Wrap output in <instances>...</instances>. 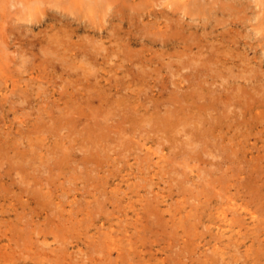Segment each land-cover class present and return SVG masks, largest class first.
I'll return each mask as SVG.
<instances>
[{"label":"bare ground","instance_id":"bare-ground-1","mask_svg":"<svg viewBox=\"0 0 264 264\" xmlns=\"http://www.w3.org/2000/svg\"><path fill=\"white\" fill-rule=\"evenodd\" d=\"M11 1V0H10ZM16 1H18L19 3H21L22 1L20 0H15L14 1V4H17V3H15ZM30 1V0H29ZM32 1V0H31ZM77 1V2H76ZM90 1H91V3H95V4H92V5H95V6H97V5H100V3H102L101 5L102 6H105L104 7V9L102 8V7H100V6H97L98 8H101L103 11L104 10H106L105 12H104V14H105V16L103 15V13L101 14L102 16H104L102 19H104V18H106L107 16H108V14H107V16H106V13L107 12H109V10H107V9H105L106 7L109 9L111 6L113 7V4H114V2H116V3H118V1L116 0H85V2H89L88 4H91L90 3ZM93 1V2H92ZM127 1V0H126ZM137 1H139V3H141V5L140 6H138V7H140V8H142L141 6H144L145 5V2H143L144 0H142V2H140V0H137ZM163 3H164V0H161ZM160 0H159V2H161ZM166 1V0H165ZM177 1V0H176ZM175 1V2H176ZM184 2H185V4H186V1L185 0H183ZM196 1V0H195ZM227 1V0H226ZM264 1V0H263ZM0 2L2 3V0H0ZM12 2H13V0H12ZM23 2H24V0H23ZM22 2V3H23ZM83 1L81 0V3H82ZM122 2V1H121ZM120 2V3H121ZM125 2V0L122 2V4ZM152 2H155V1H152ZM156 2H158V1H156ZM155 2V3H156ZM178 2H180V1H178ZM177 2V3H178ZM190 2L191 1H189V8L191 9H193V7L190 5ZM205 2V4L207 3L208 4V2L207 1H204ZM227 2H229V1H227ZM1 3H0V5H1ZM5 3V2H4ZM19 3L16 5L17 7H19L20 5H19ZM30 3V2H29ZM32 3V2H31ZM29 4V5H33V4H35V6H33L35 9H36V11H37V8L38 9H40V11H39V13L42 15L41 17H39L40 16V14H38L37 15V17L39 18L38 20H42V17L43 16H46V15H49V18H50V20H52V22L53 21H63V25H65V28L64 27H62L63 29L61 30V31H59L60 33H63V36L62 37H60V38H58L59 37V34H58V36L56 35V37L58 38V39H56V38H54V39H52V35L50 36L49 35V37L53 40H49L48 42H47V45H48V51H47V53H50V52H52V54L55 52V57L54 58H58V60H60L61 59V61H62V64H63V66H67L66 68L65 67H63L61 70H60V72H61V76L63 77V79H61V80H63L61 83H60V81H59V83L61 84L60 86H62L63 88H62V90L61 91H59V95L56 97V99H54V101H52V102H50V100H49V103L51 104L50 106H48L47 105V107H45V108H43V106H45V104L44 105H42V110H41V108L39 109V107L37 108L38 110H41L40 111V113L38 112V114L40 115V117H41V120H43L44 122H43V124L42 125H37V124H35L36 126H34V128H36V130H34V129H32L33 131H32V133L33 134H36V138L34 137V138H32V139H30V138H28V144H26V146L22 143V142H20V144H22V146L24 145L25 146V148H26V150H25V148L23 149H21V147H19L18 146V144L17 143H19V142H17V140H19V137H23L24 139L26 138L25 136H23V134L24 133H22V134H20L21 136H19V137H16V136H14V137H7V135H6V137H7V142H6V145L2 148V150H1V148H0V154L2 153V151L5 153H2L1 154V156H0V158H2L4 155V160H6V158L8 157V158H10L11 157V159H9L8 161H9V168H8V166H7V171L8 172H6V176H8V177H10L9 175L10 174H13V173H15L16 175H19L20 176V180H21V182H23V183H25L26 184V187H25V185H22L21 184V186H20V188H21V191H19L20 190V188L18 189V190H16L19 194H20V196L21 197H25V195H28V197H26V199H27V201H28V203H29V205H33V203L35 204V203H41V204H43V207L42 208H40L39 210L38 209H36L37 207L35 206V205H33V207L31 208L32 210L31 211H40V210H42V209H44V208H46L47 207V205H49V204H60L59 206H61V201H60V203L59 202H56V200L54 199H52V200H48L47 198H53V197H55V198H58L57 197V195L55 194V192L56 191H53L50 187L51 186H49V184L50 185H52L53 186V184H55V183H58L60 186H58V188H60L61 186L64 188V185H65V181L67 180L68 181V179H67V176H66V178L64 177V179H63V176L64 175H66V172L69 174V173H72V172H69V171H67L68 170V168H70L71 166H76L75 167V170H73V171H76V172H78L79 170H77L78 169V166H81V164H84V165H93V164H95L96 166H92L91 165V169L92 170H95V171H101L100 169H101V167H104V161H105V159L102 157L101 158V156H105L106 155V159L108 158L107 157V154L105 153V152H108V151H104L106 148H109V147H112V151H113V149H115V150H118L117 152L119 153V157H121L122 156V154H124V156H127L128 154H129V152L131 151L130 150V147H131V143H132V141L131 140H133L134 141V139H130L128 136H130V132H131V128H129V127H131L132 126V128L137 124V123H143V124H149V126L148 127H150V123H152L151 125V129L150 128H148L147 130H149L148 132L150 133V132H152V133H154V134H156L157 135V137H154L153 136V140L155 141H157L158 140V142L160 143V145H159V147L161 146V148H160V150H162V151H164L166 148H169L170 150L172 149H174L175 150V146L176 147H178V145H179V143H178V141L180 140V141H182V142H184L185 144H189V145H193L192 147H191V149H194L195 150V147H196V149H197V146H198V149L199 148H201L202 150H206L207 152H209V154H211L212 152L214 153L215 152V149H214V146H216L215 148L216 149H219V150H217V151H220V152H218V156H219V154L220 155H222V152L223 151H225V150H229L228 149V147L230 146L231 147V144L229 145L228 144V147H223V148H221L219 145L222 143H220V141L222 140V139H224L225 138V134H226V132H228V130H231V129H238L239 131L238 132H240V133H235L234 134V136H232L233 137V140H234V138L236 137V139L240 136V135H242V137L243 136H246L247 138H249L248 136L251 134L249 131H250V129L251 128H253V127H259L260 126V123L262 122V120L261 119H264V109H263V107H264V97H263V95L261 96V97H263V98H261L259 95H260V93H264V92H262L263 90H260L259 92L260 93H258L259 95H257V94H254V95H257V96H259V98H257L256 100H255V98L257 97H254V96H252V97H246V98H244V99H241V98H238V100H237V102L235 101V97H236V95H238V94H241L242 92L240 91L241 90V88L239 87V86H236V84L237 83H235L234 84V86H236V87H239L240 88V92L241 93H238V91H232L233 92V95H234V93L236 94L235 95V97L233 96V95H231L232 94V92H231V94L229 93V92H226V94L227 95H225V94H214L215 93V91H217V90H214V91H212V89L211 90H209V91H207L206 89H205V82L207 83V79H208V77H209V75H212V77H213V81L215 80V79H217V77H222V71H221V69H219V68H221L220 66H221V63L224 65V63H227V62H229L230 61V57H232V56H228V51L227 50H229L230 49V47L232 46V44H230L229 42L224 46V43H223V46H220V44L217 46V45H215L214 44V42H217V41H211L212 43H213V45H215V46H213V45H211V46H209V45H207L206 47H210V49L208 50L207 48V54H205L206 52L204 51V50H202V49H199L198 51H195L194 49H193V46H192V44L193 43H188L189 41H192V40H189L188 42H187V40L184 38L185 36H186V34L187 33H185L184 31H183V33H185V36L183 35V33H181L180 31H179V29L178 28H175V26H176V24L178 23L179 24V22L178 21H176L175 23V26L174 27H172L171 29L169 28L170 27V23L169 24H166V25H164L163 24V22L164 21H162L161 20V18L162 17H160V13L162 14H165L163 17H165L166 16V13L163 11V6L164 5H166V2L164 3V4H162V7H160L161 8V10L159 9V10H154V11H150L149 10V13L151 12V14H149V15H154V20L153 19H148V22H143L144 24L146 23V25H145V27L146 28H139L138 27V29H139V31L138 32H142V30L144 31V33H140V34H143L144 36H145V31L147 32V34H151V35H147V37L145 36V37H143V38H145V39H141L140 40V38H137V37H134L133 35H131L130 37H129V43L130 44H133V43H141L142 41H144L145 42V44L147 45L148 43H152V45H155V44H160L162 47H166V49H171L172 50V48H176V47H180V48H182V51L179 53L177 50H174V52H170V51H168V50H166L167 52H165V50H164V52H161V54H158V53H153V54H151V53H149L148 55L146 54V55H144V56H141V55H139L140 53H141V51H140V53H139V51H136V52H134V47L132 48H128V45H127V43H125V42H123V43H125L126 45H127V47L126 48H124L123 49V52H120L119 50L120 49H117V50H115L114 48H112V50H110L111 49V47H112V44H113V42L111 43H108L109 44V47H107V45H105V46H103V45H101V43L102 42H100V41H98L97 43H99L100 42V46H102V50H100L99 49V47H96V45L95 46H92L93 47V49L95 48V50H93L92 49V47H86V46H84V47H82V46H80V45H77L76 44V41H75V43L74 42H72L71 41V38L73 37V35H75L76 33H78L80 30H82V29H86V28H84V25H82V24H80V22L79 23H76V21H75V23L76 24H74V21H72V20H70V21H66V20H62V19H60V17L58 18L57 17V14H56V12H54V13H49L52 9H54V10H56L55 8H57V7H62V9H63V7H64V10H65V8H66V13H67V9L68 10H72V12L73 11H75L76 9H78L79 8V10H80V6H79V3H80V1L79 0H35V2L34 3H32V4ZM80 3V4H81ZM86 3V4H87ZM129 2H127V4H128ZM147 3H150L149 1L147 2ZM146 3V4H147ZM167 3H168V0H167ZM169 3H171V1L169 2ZM169 3H168V5H169ZM192 3V2H191ZM212 3H215V1H213ZM211 3V4H212ZM231 3V2H230ZM229 3V4H230ZM10 4V3H9ZM9 4H8V6H9ZM28 4V3H27ZM85 3L83 4V6L84 5H86ZM126 4V5H127ZM131 4H133V6H134V4L135 5H138V4H136V3H130L129 5L131 6ZM144 4V5H143ZM154 4V3H153ZM180 4V3H179ZM204 3L202 2H198L196 5H198V7H196V10H198L199 9V7L201 8V5H203ZM209 4H210V2H209ZM208 4V5H209ZM210 4V6H212ZM216 4V3H215ZM215 4H213V6H214V8L215 7H217ZM218 4V3H217ZM219 4H220V1H219ZM221 4H222V2H221ZM227 4V3H226ZM232 4V6L234 5L233 3H231ZM237 4H239V3H237ZM236 4V5H237ZM19 5V6H18ZM26 5V4H25ZM121 5V4H120ZM118 6V8H120V10H121V7L122 6ZM150 5V4H149ZM148 4L147 5H145V6H149ZM159 5H161V3L159 4ZM167 5V6H168ZM182 5V4H181ZM187 5V4H186ZM195 5V4H194ZM236 5L234 6L235 8H236ZM240 6H241V4H239ZM4 6V5H3ZM2 6V7H3ZM11 6V5H10ZM14 6V5H13ZM16 6H14V7H10L11 9H13V8H15ZM21 6L23 7L24 6V3L23 4H21ZM21 6L19 7V9L21 8ZM83 6H82V8H83ZM88 6V5H87ZM91 6V5H90ZM89 6V7H90ZM191 6V7H190ZM205 5H203V7H204ZM219 6V5H218ZM229 6H231V5H229ZM243 6V5H242ZM1 7V6H0ZM33 7L31 8L30 7V11H32L33 10ZM85 7V6H84ZM88 7V8H89ZM94 7V6H93ZM124 7H125V3H124V5H123V9H124ZM135 7V6H134ZM137 7V6H136ZM135 7V8H136ZM154 7V6H153ZM169 7H170V5H169ZM180 7H182V6H180ZM183 7H185V6H183ZM183 7H182V9H183ZM220 7V6H219ZM226 7V6H225ZM233 7V8H234ZM6 8V7H5ZM9 8V7H8ZM26 8L29 10V8L26 6ZM25 8V10H23V11H21V12H23L24 14H25V12L24 11H26L27 9ZM95 8V7H94ZM133 8V7H132ZM147 8V7H146ZM211 8H213V7H211ZM237 8H238V6H237ZM242 8V7H241ZM3 9V8H2ZM18 8H16V9H14L15 11L17 10ZM24 9V8H23ZM32 9V10H31ZM61 9V10H62ZM85 9H86V7H85ZM85 9H83V10H85ZM91 9V8H90ZM100 9V10H101ZM137 9V8H136ZM157 9H158V7H157ZM167 9V8H166ZM170 9V8H169ZM186 9V11H187V7H185L184 8V10ZM205 8H203V10H204ZM221 9V8H220ZM226 9H227V7H226ZM244 9V8H243ZM242 9V10H243ZM20 10H22V9H20ZM20 10L19 11H17L18 12V17H17V15H16V17L19 19V17L20 18H22L20 15H21V12H20ZM26 11V12H28V14L26 13L25 15V17H27L30 13H29V11ZM50 10V11H49ZM59 9H57V11H58ZM78 10V11H79ZM87 10H88V12H87ZM85 12H87L88 13V16H91V15H89L90 13H89V9H87ZM92 10H94V9H92ZM91 10V11H92ZM96 10V9H95ZM98 10V9H97ZM99 10V11H100ZM113 11H114V9H112ZM119 10V9H118ZM119 10V11H120ZM140 10V9H139ZM168 10V9H167ZM173 10V9H172ZM175 10V9H174ZM183 10V11H184ZM194 10H195V8H194ZM194 10H188V11H190V14H192V13H194L195 11ZM202 10V9H201ZM207 10V9H206ZM212 10V9H211ZM224 10V9H223ZM233 10H235V9H233ZM240 10V9H239ZM3 12H5L4 10H2ZM7 11V10H6ZM11 11V13L12 12H14V11H12V10H10ZM63 11V10H62ZM82 11V10H81ZM90 11V12H91ZM102 11V12H103ZM128 11H130V10H128ZM160 11V12H159ZM176 11V10H175ZM174 11V12H175ZM185 11V12H186ZM187 11V13H189ZM194 11V12H193ZM236 11H237V9H236ZM236 11H233V12H236ZM245 11V10H244ZM264 11V10H263ZM8 12V11H7ZM19 12H20V14H19ZM33 12V11H32ZM72 12L70 11V14H69V11H68V13H67V15L69 14V16L70 15H75L73 18H76V14L74 13V14H72ZM80 12V11H79ZM95 12V11H94ZM123 12V11H122ZM203 11H201V13H202ZM208 12H209V10H208ZM208 12H206L205 14H207V15H205L204 17H208V15H209V17L210 16H215V14H209ZM214 12V11H213ZM219 12V11H218ZM227 12V11H226ZM231 12V11H230ZM240 12V11H239ZM243 12V11H242ZM10 13V14H11ZM33 13H35V12H33ZM82 13H84L83 11H82ZM132 13V12H131ZM144 13V12H143ZM141 14V17H143L144 19L146 18V17H148V15H146V14ZM168 13V12H167ZM173 13V12H172ZM179 13H180V11H179ZM178 13V16L180 15ZM187 13H183V14H187ZM196 13V12H195ZM6 14V13H5ZM10 14H9V16H10ZM24 14H22V15H24ZM62 14V13H61ZM95 14H97V13H95ZM112 14V13H111ZM119 14V13H118ZM130 14V13H129ZM128 14V15H129ZM133 14V13H132ZM136 14V13H135ZM229 14V13H228ZM238 13L236 12V15H237ZM14 16L12 17V19L15 17V14H13ZM32 15V14H31ZM83 15H87L86 13L85 14H83ZM113 15V14H112ZM111 15V16H112ZM117 15V14H116ZM134 15V14H133ZM136 15H138V14H136ZM145 15H146V17H145ZM202 15V14H201ZM223 15H224V13H223ZM230 15V14H229ZM234 15V14H233ZM235 15V16H236ZM9 16H7L6 15V17H9ZM12 16V15H11ZM88 16H87V18L86 17H84L83 18V20L84 19H89L88 18ZM97 16H99L98 14H97ZM96 16V17H97ZM135 16V15H134ZM168 17H169V15H167ZM192 15H189V17H191ZM194 16H196V15H194ZM197 16H198V14H197ZM196 16V17H197ZM221 16V14L219 15V17ZM242 16V15H241ZM263 16V15H262ZM24 17V16H23ZM31 17L32 16H30L29 15V18L31 19ZM33 17H34V15H33ZM32 17V19H31V21H33V19L35 20V18H33ZM124 17V16H123ZM130 17L131 16H129V19H130ZM133 17V16H132ZM131 17V18H132ZM139 17H140V14H139ZM180 18H181V16H179ZM179 17H178V19L177 20H179ZM184 17V16H183ZM196 17H195V19H196ZM208 17V18H209ZM223 17V16H222ZM229 17H231V16H229ZM264 17V16H263ZM263 17H261V18H263ZM16 18V19H17ZM72 18V17H71ZM108 18V17H107ZM106 18V19H107ZM111 18V17H110ZM166 18V17H165ZM170 18H171V15H170ZM175 18V17H174ZM192 18H193V16H192ZM215 18V17H214ZM217 18H218V16H217ZM216 18V19H217ZM224 18V17H223ZM5 19V18H4ZM15 19V20H16ZM26 19V18H25ZM25 19H23V20H25ZM30 19L28 20L29 22H30ZM98 19V18H97ZM134 19V18H133ZM140 19V18H139ZM169 19V18H168ZM176 19V18H175ZM205 19V18H204ZM220 20H221V18H219ZM231 19V18H230ZM233 19H234V17H233ZM7 20V19H6ZM9 20H11V17H9ZM14 20V21H15ZM78 20H79V18H78ZM77 20V21H78ZM91 20V19H90ZM93 20H94V18H93ZM108 20V19H107ZM186 20V19H185ZM188 20V19H187ZM199 20V19H198ZM209 20V22L208 23H210V18L208 19ZM227 20V19H226ZM238 20H239V18H238ZM262 20H264V19H262ZM8 21V20H7ZM14 21H13V25H14ZM17 21H19V20H17ZM21 21V20H20ZM20 21L18 22V24L20 23ZM64 21H66V22H64ZM89 20H87V22H88ZM97 21V20H96ZM96 21H94L95 23H96ZM104 21H105V19H104ZM123 21H124V18H123ZM180 21V23H182L181 22V20H179ZM195 22H196V20H194ZM193 21V23H195ZM222 21V20H221ZM228 21V20H227ZM233 21V20H232ZM1 22V21H0ZM4 22V21H3ZM130 22V21H129ZM132 22H133V20H132ZM139 22H140V20H138V22H136V24L135 25H139ZM170 22V21H169ZM171 22H172V20H171ZM173 22H174V19H173ZM188 22H190V19H189V21ZM231 22V21H230ZM229 22V23H230ZM264 22V21H263ZM6 23V22H5ZM9 23V22H8ZM31 23V22H30ZM29 23V24H30ZM86 23V22H85ZM91 23V22H90ZM89 22H88V24H90ZM116 23V22H115ZM141 23V22H140ZM143 23H141L142 24V26H144V24ZM168 23V22H167ZM214 23V22H213ZM213 23H211V24H213ZM227 23V22H226ZM10 24V23H9ZM17 24V23H16ZM17 24V25H18ZM113 24H114V22H113ZM118 24V23H117ZM172 24V23H171ZM188 24V23H187ZM196 24V23H195ZM204 24H206V23H204ZM216 23H214L213 25H215ZM222 24V23H221ZM232 24V23H231ZM238 24V23H237ZM262 24H264V23H262ZM17 25H16V27H17ZM25 25V24H24ZM86 25V24H85ZM91 25V24H90ZM115 25V24H114ZM122 25V24H121ZM130 25V24H129ZM169 25V26H168ZM172 25H174V23L172 24ZM180 25V24H179ZM178 25V26H179ZM192 25V24H191ZM191 25H189L188 26V29L190 28V26ZM199 25H201L200 23H199ZM199 25H196V26H199ZM5 26H6V24H5ZM5 26L3 27L4 29H5ZM9 26V25H8ZM21 26V25H20ZM48 26H50V25H48ZM70 26V27H69ZM118 26H120L119 24H118ZM168 27L169 29H167L166 27ZM177 26V27H178ZM182 26H183V24H182ZM193 26V25H192ZM216 26V25H215ZM15 28L14 30H15V32L17 31V28L15 27V25L14 26H12V27H10V28ZM29 27V26H28ZM35 27H36V25H34L33 26V28L35 29ZM46 27V26H45ZM53 27V26H52ZM89 27V26H88ZM112 27V26H111ZM263 25H262V29H263ZM2 27H1V29H3ZM10 28H9V31H10ZM123 28V27H122ZM132 28V27H131ZM166 28V29H165ZM179 28H181V27H179ZM227 28V27H226ZM261 28V25H260V27H259V29ZM3 29V30H4ZM20 29V28H19ZM21 29H23L21 32H19L18 31V33H20V34H22L23 33V31H24V28H21ZM27 29V28H26ZM29 29H30V27H29ZM48 29V28H47ZM46 28L45 29H43L44 31H46L47 30ZM60 29V28H59ZM135 29H137V28H135ZM140 29H142V30H140ZM184 29V28H183ZM186 29V28H185ZM187 29V30H188ZM206 29V28H205ZM237 29H238V27H237ZM13 30V31H14ZM28 30V29H27ZM27 30H25V32H28L27 33V35L29 34L30 35V33H29V31H27ZM42 30V29H41ZM42 30V31H43ZM56 30H57V28H56ZM55 30V31H56ZM87 30V29H86ZM128 30V29H127ZM181 30V29H180ZM226 30H229V29H226ZM225 30V31H226ZM31 31V30H30ZM43 31V32H44ZM55 31H51L52 33H54ZM78 31V32H77ZM137 31V30H136ZM2 32V31H1ZM5 33H6V31H4ZM4 32H2V33H4ZM11 32V31H10ZM41 32V31H40ZM43 32H42V34H43ZM58 32V33H59ZM138 32H136V34L138 33ZM179 32V34H181L180 36V38H178V37H175L176 35L177 36H179V34H177ZM190 31H188V34L190 35L191 33H189ZM228 32V31H227ZM233 32V31H232ZM44 33H46V32H44ZM48 33V32H47ZM57 33V32H56ZM111 33V32H110ZM126 33V32H125ZM129 33V32H128ZM209 33H210V31H209ZM11 33H9V34H7V35H10ZM13 34V33H12ZM15 34V33H14ZM13 34V35H14ZM17 34V33H16ZM86 34L87 33H83V35L84 36H86ZM92 34V33H91ZM91 34H89L90 36H93V35H91ZM113 34V33H112ZM123 34V33H122ZM121 34V35H122ZM127 34V33H126ZM176 34V35H175ZM195 34H198V32L197 33H195ZM200 34H202V33H200ZM210 34H212V33H210ZM214 34V33H213ZM216 34V33H215ZM218 34V33H217ZM216 34V35H217ZM230 34V33H229ZM232 34V33H231ZM263 34V33H262ZM27 35H25V36H27ZM34 35H36V34H34ZM48 35V34H47ZM83 35H82V37H83ZM203 35V34H202ZM209 35V34H208ZM264 35V34H263ZM12 36V35H11ZM10 36V37H11ZM16 36V35H15ZM54 36V35H53ZM65 36H67V39H66V37ZM124 36V35H123ZM123 36H121V38L123 39L124 37ZM126 36H128V34L126 35ZM142 36V35H141ZM192 34H191V37H188V39L189 38H192ZM207 36V35H206ZM232 36V35H231ZM237 36V35H236ZM48 37V38H49ZM55 37V36H54ZM78 37V36H77ZM111 37V36H110ZM194 37V41L196 40V39H198L199 40V38H196L195 39V36H193ZM198 37V36H197ZM228 37H230V35L228 36ZM12 38V37H11ZM14 39H16V37H13ZM89 39V36H88V34H87V36H86V40L88 41V39ZM91 38V37H90ZM92 38H94L95 40L94 41H96V38L95 37H92ZM128 38V37H127ZM187 38V37H186ZM219 38V37H218ZM263 38H264V36H263ZM60 39V40H59ZM78 38H76V40H77ZM193 39V38H192ZM229 39V38H228ZM237 39V38H236ZM261 39V38H260ZM19 40V39H18ZM48 40V39H47ZM59 40V41H58ZM213 40V39H212ZM224 40H226V39H224ZM0 41H1V39H0ZM5 41V40H4ZM90 41V40H89ZM93 41V40H92ZM193 41V42H194ZM197 41V40H196ZM196 41H195V44H196ZM210 41V40H209ZM209 41H206L207 43H209V44H211V42H209ZM2 42V41H1ZM0 42V43H1ZM31 42V41H30ZM54 42H59L58 44H57V46H56V44H52V43H54ZM85 42V41H84ZM84 42H83V44H84ZM120 42V41H119ZM202 42V41H201ZM226 42H227V40H226ZM230 42H233V39L231 40L230 39ZM7 43H9V42H7L6 41V44L4 43V45H6V46H8L9 47V45L7 44ZM41 43V42H40ZM80 43L82 44V42L80 41ZM79 43V44H80ZM89 43V42H88ZM94 43V42H93ZM96 43V42H95ZM221 43V42H220ZM234 43H235V40H234ZM262 43V42H261ZM25 44V43H24ZM28 44H29V42H28ZM85 44H87L86 42H85ZM110 44H111V46H110ZM204 44H206V43H204ZM262 44H264V43H262ZM1 45H2V43H1ZM1 45H0V68L3 70V71H6V63L7 62H9V61H7V60H10L8 57V53H7V50L3 47H1ZM60 45L61 46H65L64 48H62V47H60ZM89 44H87V46H88ZM93 45V44H92ZM235 45V44H234ZM237 45H238V42H237ZM261 45V44H260ZM20 46V45H19ZM40 46H41V44H40ZM125 46V45H124ZM148 46V45H147ZM202 46H203V48H204V45H203V43H202ZM28 47H29V45H28ZM42 47V46H41ZM86 47V48H85ZM142 47V46H141ZM140 47V48H141ZM145 47V46H144ZM239 47V46H238ZM21 48V47H20ZM26 48V47H25ZM24 48V49H25ZM45 48V50L47 49L46 47H44ZM82 48H84V49H82ZM117 48H119V47H117ZM152 49H153V47H151ZM202 48V47H201ZM225 48V49H224ZM237 48V47H236ZM22 50H23V48H21ZM29 49H30V47H29ZM41 49V48H40ZM104 49V50H103ZM108 50V52L107 53H105V50ZM135 49H137V48H135ZM149 50H150V48H148ZM147 49V50H148ZM177 49V48H176ZM227 49V50H226ZM264 49V48H263ZM137 50H139V48L137 49ZM141 50H142V48H141ZM148 50V51H149ZM192 50H194L195 52H196V54H194L193 55V53H192ZM17 51V50H16ZM29 52H31V53H34V54H36L35 52H32L31 50H28ZM50 51V52H49ZM9 52V51H8ZM11 52V51H10ZM25 53H26V55H27V53L28 52H26V50L24 51ZM115 52H117L116 54L120 57L119 58V60L117 61V62H115V61H112V62H115V69H113L114 68V66H112V70H114V72L112 71V70H110V73H111V71L113 72V73H111V75L110 76H107L106 74V72H108L109 71V69L107 70L106 69V65L105 64H107V62H110L109 61V59L111 60L112 58L111 57H114V56H116V55H114V53ZM153 52H156V51H153ZM177 52V53H176ZM233 52V51H232ZM231 52V53H232ZM13 53V52H12ZM14 53H15V51H14ZM19 53H20V51H19ZM30 53V54H31ZM40 53H42L43 54V51H41ZM139 53V54H138ZM148 53V52H147ZM192 53V54H191ZM45 54V53H44ZM42 55L41 56V61H40V63L39 64H36V63H34V62H36L35 60H34V62L33 63H31L30 62V60H29V62H30V64L32 65H30L29 66V64H28V66H29V68H26V70L28 71L29 70V73H30V75H35V76H30V80L32 79V80H35L37 77H39L42 73H40L42 70H40V68L42 67L41 65L42 64H44V62L47 64L46 66L48 67L49 65H51L50 63H51V61H53V57H50V56H48V54H45V55ZM114 56H113V55ZM142 54V53H141ZM144 54V53H143ZM165 54H168L167 56L169 57V60L167 61L165 58ZM230 54V53H229ZM262 54H264V53H262ZM261 54V55H262ZM14 54H12V56H13ZM20 55V54H19ZM24 54L22 53V55L21 56H23ZM29 55V54H28ZM112 55V56H111ZM184 55L186 56L185 58H183L184 57ZM238 55V54H237ZM8 56V57H7ZM18 56V55H17ZM21 56H19V57H21ZM25 56V55H24ZM23 56V57H24ZM36 56H37V54H36ZM111 56V57H110ZM14 57H15V55H14ZM23 57H21V58H23ZM28 57V56H27ZM32 57V56H31ZM117 57V56H116ZM167 57V58H168ZM175 57H177V58H175ZM259 57L261 58L262 56H260L259 55ZM6 59V63H5V59ZM76 58H78V60H79V58H86L87 60H88V63L90 64L89 65V67H81L82 68V70H81V68L80 69H78L79 71L78 72H73V71H71V69H68V68H72V67H68V63L70 64L71 62V59H76ZM15 59V58H14ZM24 59L25 60H27L26 59V57H24ZM24 59H20V58H18V60L19 61H21V60H24ZM28 59H29V57H28ZM37 59V58H36ZM56 59H54V60H56ZM58 60H56V61H58ZM70 60V61H69ZM82 60H84V59H82ZM81 60V61H82ZM108 60V61H107ZM137 60V61H136ZM258 60H261V59H258ZM264 60V59H263ZM33 61V60H32ZM60 61V62H61ZM69 61V62H68ZM80 60H79V63L81 62ZM233 61H234V59H233ZM262 61V60H261ZM11 62V61H10ZM9 62V63H10ZM23 62V61H22ZM28 62V63H29ZM39 62V61H38ZM76 62V61H75ZM75 62L73 63V66H74V64H75ZM84 62H86V61H84ZM112 62H110V63H112ZM210 62H212L211 64H209ZM242 62V61H241ZM4 63H5V68H4ZM27 63V62H26ZM58 63H59V61H58ZM117 63V64H116ZM259 63V65H260V63L261 62H258ZM15 64H16V62H15ZM14 64V65H15ZM17 64H21V63H17ZM16 64V65H17ZM23 64H25L24 62H23ZM22 64V66H24ZM61 64V63H60ZM86 64V63H85ZM109 64V63H108ZM209 64V65H208ZM213 64H215L214 66H218L217 64H219L220 66L219 67H217V68H215L214 66H211V67H214V71H216V73H214V71L213 70H210V71H208V69L210 68L209 66L210 65H213ZM9 65V64H8ZM14 65H12L13 67H14ZM16 65H15V67H16ZM53 65V64H52ZM75 65H77V64H75ZM88 65V64H87ZM110 65V64H109ZM234 65V64H233ZM232 65V66H233ZM242 65H243V62H242ZM245 65H247V64H245ZM21 66V67H22ZM45 66V65H44ZM55 66H57V70H58V65H55ZM124 67V69H122L121 71H123L124 72V74H123V76L121 77V75H120V71H119V68L120 67ZM137 66V67H136ZM227 66V65H226ZM231 66V65H230ZM248 66V65H247ZM261 66V65H260ZM27 67V66H26ZM46 67V68H47ZM77 68H78V66H76ZM136 67V69L134 70V68ZM224 67V66H223ZM222 67V68H223ZM228 67V66H227ZM249 67V66H248ZM9 68V67H8ZM22 68H24V67H22ZM184 68H188L186 71H184ZM190 68V69H189ZM250 68V67H249ZM254 68H255V66H254ZM257 68V67H256ZM10 69H11V67H10ZM15 69L16 68H12L11 70L12 71H15ZM20 69V66H19V68L18 69H16V71H20L19 70ZM25 69V68H24ZM32 69V70H31ZM49 69V68H48ZM75 69V71H76V68L74 67L73 68V70ZM234 69H236L237 70V67H235V65H234V68H231L230 70H231V72H232V70H234ZM241 69H242V67H241ZM26 70H24L23 72L21 71V73H24ZM31 70V71H30ZM81 70V71H80ZM164 70L167 72V76L164 74ZM183 70V71H182ZM224 70V69H223ZM227 70H229V69H226V71ZM2 71V72H3ZM11 71V72H12ZM46 71V70H45ZM45 71H43V72H45ZM212 71H213V73H212ZM250 73H251V68H250ZM258 71V70H257ZM2 72H0V73H2ZM47 72V71H46ZM231 72H229V73H231ZM237 72H238V70H237ZM236 71H235V73H234V71H233V73L234 74H236L237 73ZM242 72V71H241ZM4 73V72H3ZM17 73V72H16ZM21 73H19V74H21ZM55 73H57V72H55ZM168 73H170V75H168ZM226 73V72H225ZM60 74V73H59ZM181 75V76H183V77H181V78H178L177 79V81H176V79L174 78V76L176 75V76H178V75ZM245 74V73H244ZM243 74V78H244V76H245V78H246V75L247 74H249L248 73V71H247V74L246 75H244ZM253 74V73H252ZM256 74H258V73H256ZM17 75V74H16ZM22 75V74H21ZM51 76L53 75V74H50ZM55 75V74H54ZM224 75V74H223ZM231 75H232V73H231ZM237 75V74H236ZM18 76V75H17ZM60 76V77H61ZM175 76V77H176ZM229 76V75H228ZM233 76V75H232ZM237 76H239V77H241V75H237ZM237 76H234V78L235 77H237ZM255 76V75H254ZM258 76V75H257ZM42 77V76H41ZM46 76H44V78H45ZM56 77V76H55ZM58 77V76H57ZM113 77V78H112ZM231 77V76H230ZM239 77H237L236 79H238ZM247 77H249V79H250V77L252 78V75L250 74V76L248 75ZM21 78V77H20ZM215 78V79H214ZM242 78V77H241ZM254 78V77H253ZM256 78V77H255ZM258 78V77H257ZM256 78V79H257ZM260 78V77H259ZM22 79H25V77L23 78L22 77ZM42 79V78H41ZM45 79H47V78H45ZM229 79V78H228ZM227 79V80H228ZM248 79V78H247ZM262 79V78H261ZM29 80V81H30ZM43 80V79H42ZM48 80V79H47ZM46 80V81H47ZM53 80V79H52ZM56 80V78H54V81ZM207 80V81H206ZM221 80V79H220ZM226 80V82H228ZM232 80V79H231ZM235 80V79H234ZM252 80V79H251ZM258 80V79H257ZM264 80V79H263ZM8 80H6V82H7ZM20 81V80H19ZM26 82H27V79L25 80ZM45 81V80H44ZM43 81V82H44ZM45 81V82H46ZM50 81V79L48 80V82ZM53 81V82H54ZM58 81L56 80L55 82H57L58 83ZM185 82V81H187V85H188V87L189 88H191V89H189L187 92H185L186 90H184L183 89V86H182V84H180L181 82ZM222 81H223V79H222ZM224 81H225V79H224ZM248 80H246V82H247ZM2 82V84H3V79L1 80V78H0V83ZM41 82V81H40ZM39 82V83H40ZM42 82V83H43ZM48 82H47V84H48ZM171 82V84H169ZM219 82V81H218ZM232 82H233V80H232ZM252 82V81H251ZM256 82V81H255ZM254 81H253V83H255ZM262 82V81H261ZM261 82H259V83H261ZM42 83H41V85H42ZM49 83H52L51 81L49 82ZM172 83H173V85H172ZM211 83V82H210ZM216 83V82H215ZM222 83V82H221ZM256 83H258V82H256ZM264 83V82H263ZM263 83H261V86L263 85ZM25 84H27V83H25ZM28 84H29V82H28ZM31 84V83H30ZM140 84H145V85H149V88H150V93H151V98H150V96H148L149 98H150V104L148 103V97L146 96V95H149L150 93L149 92H147L146 90H145V93L144 94H146L143 98L145 99V102L144 103H138V104H140L139 105V109H137L136 110V105H137V103H135V104H133V103H131V104H128L127 106H123V105H126L125 104V102L127 101V100H131L133 97H135V98H138V96H140V93L143 91H141V89H139V88H141L140 87ZM174 84L176 85V87L178 88V89H171L172 88V86H174ZM208 84V83H207ZM212 84H214V83H212ZM218 84V83H217ZM224 84H225V82H224ZM230 82H229V86H230ZM241 84V83H240ZM252 84V83H251ZM16 84H14V86H15ZM34 84L32 83V86H33ZM40 85V86H41ZM44 85V84H43ZM42 85V86H43ZM52 85V84H51ZM172 85V86H171ZM215 85V84H214ZM218 85H220V84H218ZM246 85L249 87L250 85H249V82H248V84L246 83ZM255 86L257 85V84H254ZM0 86H2V85H0ZM10 85H9V83H8V87H9ZM31 86V87H32ZM36 86H38V85H36ZM40 86H38L37 88H39V89H36V91H38V90H40L41 88H40ZM52 86H54V84L52 85ZM59 86V85H58ZM143 86V85H142ZM182 86V87H181ZM213 86V85H212ZM222 86H224V85H222ZM222 86H217L218 88L219 87H222ZM243 86V85H242ZM253 86V84L250 86V87H252ZM171 87V88H170ZM211 87V86H210ZM245 87V86H244ZM33 88V87H32ZM43 88H44V86H43ZM42 88V89H43ZM59 89H61L60 87H58ZM180 88V89H179ZM223 88V87H222ZM229 88H231V87H229ZM233 88V87H232ZM238 88V89H239ZM256 88H257V86H256ZM262 88V87H261ZM47 89V88H46ZM147 89H148V87H147ZM221 89V88H220ZM236 88H234V90H235ZM11 90V89H10ZM45 90V89H44ZM115 91V92H117V94H118V92H120V94L121 93H123L122 94V96H124V97H121L122 99H124V100H126V101H121V100H119L120 102H119V104H120V106H121V103H123L124 102V104L122 105L123 107L122 108H120V106H118L116 103V100H115V104L116 105H114V101H111V102H109V99H108V95L109 94H111V91ZM222 90V89H221ZM223 90H226L227 91V89H224L223 88ZM242 90H246V93L245 94H242L243 96L244 95H249L248 93H247V89H243L242 88ZM251 90V89H250ZM255 91H256V89H254ZM259 90V88L257 89V91ZM12 91L14 92V93H18L19 95H20V97H22L21 99H25L26 101H27V105H28V100L27 99H29L28 98V96L31 94H29V92L28 91H26V90H24L23 88H21V89H18V87H17V89L16 88H14V87H12ZM41 91V90H40ZM46 91V90H45ZM44 91V92H45ZM57 91V92H58ZM230 91V90H229ZM257 91H256V93H257ZM22 92V93H21ZM34 92V91H33ZM44 92H43V94H44ZM49 92H51V90H49ZM48 92V93H49ZM212 92H214V93H212ZM220 92V91H219ZM225 92V91H224ZM238 94H237V93ZM41 92H38V94H40ZM48 93H45L44 95L46 96ZM114 93V92H113ZM249 93H251L250 91H249ZM6 94H8V93H6ZM17 94V95H18ZM50 94V93H49ZM115 94V93H114ZM114 94H113V96H114ZM117 94H115V95H117ZM120 94H118L117 95V97L120 95ZM15 95V94H14ZM18 95V96H19ZM52 95V94H51ZM112 95V94H111ZM9 96H11L10 94H9ZM16 96V95H15ZM31 96H32V94H31ZM143 95H141L140 96V98L142 97ZM239 96V95H238ZM250 96V95H249ZM5 97H7V95L5 96ZM17 97V96H16ZM15 97V98H16ZM34 97V96H33ZM42 97V96H41ZM115 98H116V96H115ZM139 98V99H140ZM20 99V100H21ZM48 97L46 98L45 97V101H47L48 102ZM53 99H51V100H53ZM142 99V98H141ZM232 100V101H229V100ZM237 99V98H236ZM11 100V99H10ZM22 100V101H23ZM24 100V101H25ZM29 100H31V99H29ZM143 100V99H142ZM245 100V101H244ZM7 101V100H6ZM17 102H19L18 101V99L16 100ZM135 101H137V100H135ZM184 101V102H183ZM40 102H43V101H41L40 100ZM112 102H113V106H112ZM128 102V101H127ZM244 102H246V103H244ZM1 103V102H0ZM14 103V102H13ZM31 103H32V100H31ZM44 103V102H43ZM147 103V104H146ZM10 104H12V103H10ZM19 104V103H18ZM20 104H22L23 105V103L22 102H20ZM25 104H26V102H25ZM40 104V103H39ZM13 105H15V104H13ZM31 106V105H30ZM111 106L113 107L112 108V110H109L110 108H111ZM244 107V110H242V108ZM11 107H13V106H11ZM21 107V106H20ZM19 107V108H20ZM32 107V106H31ZM134 108V109H132V108ZM141 107V108H140ZM237 107H242V108H240V109H238ZM256 107H262V109H263V112H262V114H260L259 116L257 115H255V117H253L252 116V114H251V117L249 116V117H246L247 116V114L250 112H252L253 111V109L254 108H256ZM1 108V107H0ZM13 108H15V107H13ZM19 108H17V109H19ZM22 108V107H21ZM23 108H24V105H23ZM128 108H130V110L128 109ZM237 108V109H236ZM2 109V108H1ZM126 109H128L129 110V113L131 112L132 114H126L125 115V113H126ZM144 110V112H142L141 114L143 115H141L140 113V116H142V121L141 120H138V118L137 117H133V114L135 115L137 112L136 111H140V110ZM211 110H213V111H211ZM237 110H242V112H240V114H239V112H237ZM26 111H28V110H26ZM34 111V110H33ZM36 111V110H35ZM215 111V112H214ZM236 112L235 114H237L239 117H238V120L240 121H238L239 123H238V125H237V128L236 127H233V125H232V121H235L234 119H237V118H235V116H237V115H235L234 116V112ZM19 112V111H18ZM23 112H25V111H23ZM166 112V113H165ZM233 112V113H232ZM31 112L30 111H28V113L27 114H30ZM33 113V112H32ZM35 113V112H34ZM34 113H33V115H34ZM37 114V116L39 117V115ZM22 115V117H24V115L23 114H21ZM30 116V115H29ZM241 116H244V119L243 120H241V119H239ZM25 117H28V116H25ZM32 117V116H31ZM234 117V118H233ZM29 118V117H28ZM156 118V119H155ZM193 118V119H192ZM194 118H195V121H194V125H191L190 126V123L194 120ZM242 118V117H241ZM11 119V118H10ZM15 119V118H14ZM17 119V118H16ZM35 119H36V117H35ZM190 119H191V122H190ZM148 120H151V121H149V123H146V121L148 122ZM248 120V121H247ZM15 121V120H14ZM23 121H25V120H23ZM145 121V122H144ZM153 121H155V123L157 124V125H155L154 123H153ZM18 122V121H17ZM32 122V121H31ZM128 122H130L131 124H129V127H128ZM15 123V122H14ZM22 122H20V124H21ZM237 123V122H236ZM6 124V123H5ZM15 124H18L19 125V123H15ZM158 124H159V126H158ZM193 124V123H192ZM201 124V125H200ZM17 125V126H18ZM20 126V125H19ZM139 126H143L144 127V125H140V124H138V128H139ZM33 127V126H32ZM40 127H45V128H40ZM39 128H40V130H39ZM137 128V127H136ZM145 128V127H144ZM246 128V129H245ZM12 129V128H11ZM21 129V128H20ZM19 129V130H20ZM134 129V128H133ZM140 130L142 129V128H139ZM242 129V130H241ZM5 130V129H4ZM12 130H14V132L15 133H17L16 131H17V129H16V131H15V129H12ZM226 130V131H225ZM8 130L6 129V132H7ZM20 131H22V130H20ZM30 131V130H29ZM28 131V132H29ZM138 131V130H137ZM137 131H136V133H137ZM145 131V130H144ZM184 131V132H183ZM257 131L258 130H256V133H257ZM9 133L11 132V130L10 131H8ZM19 132V131H18ZM45 132H48V133H51V136H56L57 137V139H59L60 138V141L61 142H58V140H57V143H56V141H54L53 140V142H51V143H45L44 142V140H46V139H48V138H50V136H45V138H43L44 136H43V134L45 133ZM133 132V131H132ZM131 132V133H132ZM138 132H140V131H138ZM181 132H183L182 134H180V135H178V133H181ZM259 132V131H258ZM2 133H3V130H2ZM2 133L0 134V135H2ZM12 134H14L13 132H11ZM21 133V132H20ZM32 133H30V134H32ZM133 133H135V131L133 132ZM145 133V132H144ZM233 133V132H232ZM256 133H253V134H256ZM143 134V133H142ZM158 134H160L161 135V139H162V143L163 142H165L164 140H168V142L167 143H161V140L160 139H158V136H160V135H158ZM10 134H8V136H9ZM19 134H17V136H18ZM25 135V134H24ZM46 135V134H45ZM137 135V134H136ZM139 135V134H138ZM136 136V137H140V135L139 136ZM258 136H259V134H257ZM261 135V134H260ZM43 136V137H42ZM150 136V135H149ZM184 136H186V137H184ZM214 136V137H213ZM130 137H132V134H131V136ZM143 137V136H142ZM151 137V136H150ZM213 137V138H212ZM217 137V138H216ZM229 137V136H228ZM231 137V138H232ZM241 137V138H242ZM264 137V136H263ZM23 138H20L21 140H19V141H22L23 140ZM135 138V137H134ZM230 138V137H229ZM230 138V139H231ZM243 138H245V137H243ZM247 138H245L244 140H246ZM1 139H3V138H1ZM27 139V138H26ZM43 139V140H42ZM130 139V140H129ZM136 139V138H135ZM148 139V138H147ZM230 139H228V141H232V142H234L232 139L230 140ZM4 140V139H3ZM144 140V139H143ZM160 140V141H159ZM216 140V141H215ZM2 140H0V142H1ZM127 141H129V142H131V143H129V142H127ZM138 141V140H137ZM136 141V142H137ZM239 141V140H238ZM242 141H243V139H242ZM17 142V143H16ZM24 142V141H23ZM43 142H44V146H52V148L51 149H46L47 150V152L49 151V153L52 155V153H53V155L51 156V157H49V158H47V159H44V154H41L40 153V156H39V154H38V151H41L42 150V145H43ZM136 142H133V143H136ZM146 142V141H145ZM252 142H254V141H252ZM27 143V142H26ZM128 143H129V145H128ZM132 143V144H133ZM144 143V142H143ZM216 143V144H215ZM218 143H220V144H218ZM225 143V142H224ZM227 143H229V142H227ZM231 143V142H230ZM246 143V142H245ZM17 144V145H16ZM46 144V145H45ZM141 142L139 141V144H135L134 146H135V150L137 151V149H136V147L138 146H140V148H142L141 147ZM156 144L157 143H155V146H156ZM226 144V143H225ZM235 144H238V142H235L234 143V145ZM137 145V146H136ZM188 145V146H189ZM214 145V146H213ZM222 145V144H221ZM227 145V144H226ZM242 145V144H241ZM255 145V144H254ZM38 147V148H36V147ZM130 146V147H129ZM155 146H153V147H155ZM183 146H185V145H183ZM187 146V147H188ZM211 146H213V149H212V147ZM220 147V148H217V147ZM223 146V145H222ZM244 146V145H243ZM243 146H240V147H242L243 149L245 148V146L243 147ZM263 146V145H262ZM32 147V148H31ZM133 147V146H132ZM153 147L152 146H149V148L148 149H153ZM157 147V146H156ZM190 147V146H189ZM239 147V146H238ZM253 147V146H252ZM257 147V146H256ZM50 148V147H49ZM179 148H181L180 146H179ZM178 148V149H179ZM208 148H210V149H208ZM234 150H236V151H234ZM187 149H189V148H186V152H188L187 151ZM230 149H232L234 152H236V153H234V152H232V154L235 156L236 154H238L239 153V151L241 150V149H239L238 148V150H237V148H235L234 146L233 147H231ZM246 149V148H245ZM132 150H134V149H132ZM174 150L173 151H169L170 153H172L173 155H175L174 157H175V159H176V157L178 156V151H180V149L179 150H177L176 151V154H174ZM184 150H185V148H184ZM209 150V151H208ZM257 150H259L258 148H257ZM83 152L81 155H79L78 154V152ZM129 151V152H128ZM139 151H140V149H139ZM142 151V150H141ZM147 151V150H146ZM150 151V150H149ZM199 151V153H197ZM197 152H195L194 154L196 155V154H199L198 156L199 157H197L196 159L197 160H201V161H203L202 159H201V153H200V151L201 150H198ZM217 151H216V153H217ZM242 151V150H241ZM127 152H128V154H127ZM143 152V151H142ZM142 152H140L141 154H142ZM158 152V153H157ZM185 152V151H184ZM184 152L182 151V153H183V155H182V157L184 156ZM190 152V151H189ZM205 152V151H204ZM231 152V151H230ZM110 153H112V152H110ZM114 153V152H113ZM146 153V152H145ZM169 153V154H170ZM181 153V152H180ZM181 153V154H182ZM191 153V152H190ZM189 153V154H190ZM192 153H193V151H192ZM191 153V154H192ZM225 153V152H224ZM50 154H48L47 153V157L48 156H50ZM109 154V153H108ZM141 154H139L138 156H140ZM144 154V153H143ZM156 154H159L158 155V157H162L163 155H164V153H161L160 151H159V148L157 147V148H155V149H153L152 150V152H150V155H148V157L151 159H146V160H148L149 162H152V159H153V164H158L159 162H161V160H156L155 158L157 157V155ZM167 155H165V157H162V160L164 161L165 159H167V161H168V159L171 157H169V155H168V153H166ZM188 154V153H187ZM190 154V155H191ZM194 154H192L193 156H192V160L193 159H195V158H193L195 155ZM225 154H227V152L225 153ZM204 155V154H203ZM202 155V156H203ZM212 155V154H211ZM254 154L252 153V156H253ZM38 156H39V158H40V161L41 162H38V163H40V164H38V165H36L35 163H36V161L38 160ZM133 156V155H132ZM197 156V155H196ZM233 156V157H234ZM237 156V155H236ZM235 156V157H236ZM238 156H240V155H238ZM134 157V156H133ZM137 157V156H136ZM173 157V156H172ZM185 157H188V156H185ZM185 157H183V159L185 158ZM205 157V156H204ZM220 157V156H219ZM222 157V156H221ZM226 157V156H225ZM225 157H223V158H225ZM227 157H228V154H227ZM226 157V158H227ZM258 157V156H257ZM256 157V158H257ZM260 157H261V155H260ZM122 159H125L126 160V158H124L123 156L121 157ZM120 158V159H121ZM142 158V160L143 159H145V157H141ZM141 158L139 157V159L141 160ZM163 158H165V159H163ZM222 158V159H223ZM229 158H230V155H229ZM232 158V157H231ZM230 158V159H231ZM236 158H238V157H236ZM241 158V157H240ZM243 158V157H242ZM244 158H245V156H244ZM247 158V157H246ZM262 158V157H261ZM187 159V158H186ZM191 159H189V160H191ZM195 159V160H196ZM213 159V158H212ZM212 159L210 158V164H214V163H217L215 160H217V159H213L214 161H212ZM228 159V158H227ZM226 159V160H227ZM234 159V158H233ZM247 159H249V157L247 158ZM247 159H246V162H248L247 161ZM250 159H251V156H250ZM258 160L260 159L259 157L257 158ZM264 159V158H263ZM3 160V161H4ZM12 160V161H11ZM171 160V159H170ZM188 160V159H187ZM188 160V161H189ZM219 160H221V159H219ZM225 160V159H224ZM236 160H238L239 161V159H236ZM245 160V159H244ZM252 160H254V159H252ZM252 160H250V161H252ZM261 160V159H260ZM116 161V160H115ZM185 161V162H184ZM183 161V163L184 164H186L188 161H186V160H184ZM208 161V160H207ZM206 161V162H207ZM223 161V160H222ZM221 161V162H222ZM230 162L232 161V159L231 160H229ZM235 161V160H234ZM250 161H249V163H250ZM74 163L75 162V165H73V164H71V163ZM165 163H163V162H161V164L163 163V164H167V165H169L170 164V161L169 162H167L166 163V161H164ZM172 162V161H171ZM179 162V163H178ZM193 162V161H192ZM198 162V164H199V161H197ZM196 162V163H197ZM220 162V161H219ZM224 162V161H223ZM230 162H229V164H230ZM244 162L245 161H243L242 163L244 164ZM245 162V163H246ZM36 165V168L35 167H33V165L34 164ZM91 163V164H90ZM108 163V162H107ZM141 163V162H140ZM147 163V161L144 163V166L145 165H148V164H146ZM174 162H172L171 164H173ZM177 163L178 164H180V161H177ZM188 163H190V162H188ZM194 163V162H193ZM204 163V162H203ZM238 163V162H237ZM255 163V162H254ZM257 161H256V165L255 166H258L257 165ZM2 164H3V162H2ZM6 163L4 162V164L3 165H5ZM70 164H71V166H70ZM123 164V165H122ZM128 164V163H127ZM150 164L151 163H149V166H150ZM162 164V165H163ZM170 164V167L172 166ZM175 164V163H174ZM195 164V163H194ZM198 164H195V165H198ZM221 164V163H220ZM225 164V163H224ZM232 164V163H231ZM230 164V166H232ZM240 164H241V162H240ZM239 164V165H240ZM242 164V165H243ZM248 164V163H247ZM259 164H260V162H259ZM263 164V163H262ZM109 165V164H108ZM107 165V166H108ZM119 165V164H118ZM118 165H116V167H118ZM124 166L125 165V163L124 162H122L119 166ZM142 165H143V163H142ZM152 165V164H151ZM181 165V164H180ZM190 165H191V163H190ZM217 165V164H216ZM234 165H235V163H234ZM238 165V164H237ZM236 165V166H237ZM242 165H240V166H242ZM250 165H253V163L251 162V164ZM250 165H246V167H248V166H250ZM143 166V167H144ZM188 166V165H187ZM186 166V168H188ZM220 166V165H219ZM227 167L226 168H222V170H223V172H222V174H226V172H228V167L229 168H231V169H229V171H232V172H230V174L232 175V176H235V178L236 179H238L239 180V182L237 181L236 183L231 179L230 180V178H231V175L230 174H227V176H224V175H215L216 177H213L212 179H211V177H210V179L209 180H212V182H211V185H212V190L210 191L207 187H208V185L206 186V187H204V189L202 188L203 187V185H206V184H203V185H201V183H203L202 181H200L199 183H200V185H199V187H197V188H199L200 190L198 191L199 193H197L196 195H195V197L194 198H196V199H194V201H198V203L196 202L195 204H193V202H192V204L193 205H195V206H193L192 204H190L191 203V201L190 200H192V199H190L189 198V204H190V206L192 205V207H191V209H187L186 207L184 208V210H181L180 212H182V215L179 217L180 219H182V218H184V214H186V213H183V212H185V211H187L188 213H187V217H188V219H185V228H184V235H181V236H184L185 238H186V240H184L183 238H182V240H183V242H184V245H185V247L183 248V250H182V252H179V251H177L176 249L178 248L177 246L178 245H180L179 244V242H176L175 241V243H176V245L177 246H174V247H177V248H175V252H173V254H175V256H176V253L178 252V258L177 257H175V259H174V263L175 264H188V260L187 259H189V255L187 254V253H189V252H191L192 250H190V248L191 247H189L190 246V242L191 241H193L192 240V236L193 235H195L194 233L196 232V231H194L195 229H198L199 228V226H201V224H203L204 226L203 227H205V228H200V229H202L203 230V232H202V230L201 231H198V234H197V236H199L198 237V239L200 240V242H203V240H205L206 242V244H211V246H209V247H206V248H208V249H211L212 250V252H213V254L214 255H216V256H218L219 257V259L220 260H222V262H224V264H236V263H234L235 261H237V263L239 262L238 260H240V256L242 257V256H245V255H249L251 252H250V249H253V250H255L254 252H253V254H254V257H252V255L250 256H245V259L242 257L241 258V260L242 259H244L243 260V262H245L246 264L247 263H249V264H264L263 262H261L260 260H261V254H262V252L260 253V250H256V249H254V244L256 243V238H258L257 236H258V234L257 233H253V236H251L250 234H249V229L251 230V231H254V232H257V231H263V233H264V220L262 219L263 217H264V196H261V194H259L260 192V190H261V188L260 189H256V187H258L259 188V186L258 185H261L262 183H260L259 181H261V178L260 177H258V178H255V177H253V176H251V175H246V177H242V174L244 173V172H246L245 171V169H247L246 167H243V168H245V169H243L242 170V168H240L239 166H237V167H235V168H233V167H230L229 165H226ZM4 166H2V168H3ZM31 167H33L34 168V170H35V172H33V171H30L29 169L31 168ZM73 167H72V169H73ZM115 167V168H116ZM147 167V166H146ZM161 167V170H163L162 169V166H160ZM169 166H166V168H168ZM169 167V168H170ZM178 167V166H177ZM192 167V166H191ZM196 167V166H195ZM194 167V168H195ZM200 168H201V166H199ZM217 167V166H216ZM214 168V167H212V165L210 166V168H211V170L208 168V171H211V173L210 174H212V171H214V169H217V168ZM254 167V166H253ZM261 166H259V168H260ZM2 168L0 169V170H2ZM32 168V169H33ZM148 169L150 168V167H147ZM163 168H165L164 166H163ZM172 168V167H171ZM171 168L169 169V170H171ZM176 168V167H175ZM185 168V167H184ZM185 168V169H186ZM194 168H193V170H194ZM207 168V167H206ZM214 168V169H213ZM250 167H248V169H249ZM79 169H80V167H79ZM113 169V168H112ZM139 169V168H138ZM143 169V168H142ZM178 169L179 168H177L176 170L174 169V171L172 170L171 172L173 173V172H176V171H178ZM184 169V170H185ZM247 169V173L248 174H250V170H248ZM254 169H255V167H254ZM262 169L263 168H261V171H262ZM84 170V172H87V171H85V169H83ZM119 170V169H118ZM141 170V169H140ZM160 170V169H159ZM199 170V169H198ZM203 170H207V169H202V172H203ZM264 170V169H263ZM65 171V173L63 174V172ZM80 171H81V169H80ZM78 172L77 173V175L79 174V176H80V174H82L81 172ZM94 171V172H95ZM117 171V170H116ZM144 171V170H143ZM149 171V170H148ZM168 171V170H167ZM188 171V170H187ZM187 171H185L186 173L185 174H187ZM200 171V170H199ZM204 171V172H205ZM218 171V170H217ZM221 171V170H220ZM249 171V172H248ZM48 173V174H45L46 176H44V173ZM114 172V171H113ZM147 172V171H146ZM145 172V173H146ZM166 172V171H165ZM181 173V171L179 170L178 171V173ZM3 173H4V171H3ZM2 173V174H3ZM60 173V174H59ZM75 173V172H74ZM96 173V172H95ZM107 173H110V172H107ZM163 173V172H162ZM177 173V172H176ZM177 173V174H178ZM179 173V174H180ZM218 173H220L219 171H218ZM229 173V172H228ZM254 173V172H253ZM2 174H0V175H2ZM41 175L42 176V178H41V180L39 179V178H37V179H39V180H37L36 179V176L37 175ZM85 174V173H84ZM87 174V173H86ZM85 174V175H86ZM91 174H92V172H91ZM167 175V177H168V173H163V176L164 175ZM174 174V173H173ZM182 174V173H181ZM181 174L179 175L180 177H181ZM205 175H207V174H209V172H207V174L206 173H204ZM214 174V173H213ZM252 174V173H251ZM258 174V173H257ZM76 174L75 175H73L74 177L76 176L77 178L79 177V176H77ZM89 175V174H88ZM88 175H86V178L87 177H89ZM96 175H97V173H96ZM95 174H94V176H96ZM145 175H148V173L147 174H145ZM150 175V174H149ZM161 174L159 173V176H160ZM174 175H176V174H174ZM229 175H230V177H229ZM245 175H243V176H245ZM262 174L260 173V175L259 176H261ZM4 176V175H3ZM73 176L71 177L70 176V174H69V176H68V178L69 177H71V178H73ZM84 176V175H83ZM93 176V174H92V177H94ZM103 176H105L104 174H103ZM102 176V177H103ZM111 176V175H110ZM138 176V175H137ZM143 176H144V174H143ZM171 176V175H170ZM177 176V175H176ZM182 176H183V174H182ZM34 177H35V179H34ZM38 177V176H37ZM91 177V176H90ZM98 177V176H97ZM180 177H178L179 179H180ZM197 177V176H196ZM228 177H229V180H228ZM19 178V177H18ZM101 178V177H100ZM138 178H140V177H138ZM149 178V177H148ZM160 178H162V176H160ZM159 178V179H160ZM169 178V177H168ZM171 178H172V176H171ZM174 178V177H173ZM172 178V179H173ZM177 180H178V178L177 177H175ZM181 178H183V177H181ZM225 178L227 179V180H225ZM33 180L34 182L33 183H31V181L30 180ZM63 179V180H62ZM70 179V178H69ZM74 179V178H73ZM76 179V178H75ZM79 179H81L80 177H79ZM91 179V178H90ZM94 179L96 180V177H94ZM102 179V178H101ZM113 179H114V177H113ZM150 179V178H149ZM170 179V178H169ZM169 179L167 180V184H168V181H169ZM234 179V178H233ZM12 180V181H11ZM84 180H85V178H84ZM89 180V179H88ZM87 180V181H88ZM151 180V179H150ZM177 180H172V181H174L175 183H176V187H177V184L180 182L179 180H178V183H177ZM197 180H200V179H197ZM202 180V179H201ZM216 182H215V181ZM0 181H1V178H0ZM11 181V183L12 184H14V181H13V179L11 178L7 183L9 184V185H12L11 183H9ZM66 181V182H67ZM72 182L73 180H69V182ZM75 181V180H74ZM78 180H76V182H77ZM86 181V182H87ZM91 182H93L92 180H90ZM154 181V180H153ZM183 181V179H181V182ZM205 181V180H204ZM226 181H228V186H223V183L224 182H226ZM263 181H264V179H263ZM85 182V183H86ZM89 182V181H88ZM105 182L107 183V184H109L110 183V179L108 178V179H106L105 180ZM136 182V181H135ZM141 182H143V181H141ZM165 182V181H164ZM185 183L187 182L186 181V179H185V181H184ZM189 183H191L192 181L191 180H189L188 181ZM2 182H0V184H1ZM6 183V186L8 185ZM68 183V182H67ZM66 183V184H67ZM94 183V182H93ZM117 183V182H116ZM118 183H120V181L118 182ZM144 183V182H143ZM146 183V182H145ZM172 183V182H171ZM171 183H170V186H171ZM204 183H206V182H204ZM227 183V182H226ZM15 184H17V182L15 183ZM57 184V185H58ZM71 184V183H70ZM88 184V183H87ZM132 183H130V186H133V185H131ZM135 184H137V182L135 183ZM139 184V183H138ZM155 184V183H154ZM180 185L181 184H183V182L182 183H179ZM2 185L4 186V184L2 183ZM9 185L7 186V188H6V186L4 187V188H6V189H4V191L5 190H7L8 188L13 192V190H12V188H10L9 187ZM83 185H86V184H83ZM89 186H90V184H88ZM92 185V184H91ZM103 185V184H102ZM113 185V184H112ZM111 184H109V186H112ZM149 185V184H148ZM153 185V184H152ZM174 185L175 184H173V187H174ZM179 185V187H181ZM190 185V184H189ZM233 185H235L236 186V188H235V190H237V191H235V194L234 193H232V194H234V195H232L231 193H230V191L229 190H227V188H230V189H232V186ZM3 186H1L0 188L2 189L3 188ZM22 186H24L25 188H23ZM67 186H69V185H67ZM93 186H94V184H93ZM93 186H91V188L90 189H92V187ZM95 186H97V182H96V185ZM127 186H129V185H127ZM136 186V185H135ZM134 186V187H135ZM137 186H139V185H137ZM147 185H145V187H146ZM169 186V188L171 189V187ZM185 186V185H184ZM187 186V185H186ZM191 186V185H190ZM192 186H194V185H192ZM210 186V185H209ZM12 187V186H11ZM54 187V186H53ZM69 187H71V186H69ZM141 187H142V185H141ZM151 187V186H150ZM172 187V188H173ZM187 187H189V186H187ZM187 187H181L182 189L181 190H184V189H187ZM196 187V186H195ZM195 187H193L194 189H195ZM244 187H246V190H245V188ZM76 188V187H75ZM83 189H85L84 187H82ZM178 188V187H177ZM193 188H189L188 190H192V194L194 193L193 192ZM56 189V188H55ZM71 189V188H70ZM108 189V188H107ZM120 189V187L119 188H117L116 189V191H118ZM129 189H132V188H130L129 187ZM142 189V188H141ZM148 189H150L149 188V186H148ZM211 189V188H210ZM66 190V189H65ZM122 190V189H121ZM179 190V189H178ZM177 190V191H178ZM180 190V191H181ZM188 190H187V192H188ZM190 190V191H191ZM2 191V190H1ZM13 192L15 195L14 196H17L16 195V193L17 192ZM62 191H64L63 189H62ZM82 191H86L87 192V189L86 190H82ZM96 191H98V190H96ZM100 191H102V190H100ZM103 191H105V190H103ZM123 191V190H122ZM148 191V190H147ZM150 192H151V190H149ZM154 191V190H153ZM171 191V190H170ZM176 191V192H177ZM201 191V192H200ZM247 191L249 192V194H250V196L251 197H248L249 198V200L248 199H246L245 197H244V195H246L245 193H247ZM66 192V191H65ZM86 192H85V194H86ZM90 192H92V191H90ZM138 192V191H137ZM150 192H148V195L149 194H151ZM186 192V193H187ZM234 192V191H233ZM241 192L242 193H244V195L243 194H241ZM263 192V191H262ZM1 193V192H0ZM2 193H3V191H2ZM17 193V194H18ZM71 193V192H70ZM69 193V194H70ZM82 193V192H81ZM84 193V192H83ZM88 193H89V190H88ZM101 193V192H100ZM111 193V190H109L108 192H106V193H103L102 192V194H99V196L100 197H102V198H104V196L105 195H107V197L105 196V198L103 199V200H101L100 198H99V196H98V198L99 199H97L96 197V199H93L94 201H88L87 202V206H91L92 207V210H90L89 212H87L88 213V216H92L94 213H96L95 214V216L93 217H91V219H93V222L95 223V221L96 222H102V224L103 225H105V224H107L109 221H107L106 219H110V216L106 213H104L105 211V209L106 210H108L109 212H111L112 214L114 213V211L112 212V211H110L109 209H111V208H107V207H110V205H113V209L112 210H114V209H119V210H117V212L118 211H121V212H123V213H127V212H124V210L120 207L121 205H122V203H120V204H118L119 202H125L126 201V199H128V197H127V194H128V192H125L124 194H122V196L121 197H117V200H115L116 199V196L115 195H117V193H115V198H114V200H113V196L112 197H110V194ZM136 193V192H135ZM171 193V192H170ZM182 193H185V192H182ZM215 193L216 194H218V196L219 195H222L223 196V198H225V202L224 203H226L225 205H223V207H221L222 206V204H220L218 207H214V206H212V208L210 207L211 206V204L215 201L216 202V200H215ZM264 193V192H263ZM11 195V192L9 193V192H7V194L6 195ZM18 194V195H19ZM59 194V193H58ZM66 194H67V192H66ZM65 194V195H66ZM84 194V195H85ZM94 194V193H93ZM119 194H121V193H119ZM136 194H138V193H136ZM144 194V193H143ZM146 194H147V192H146ZM153 194V193H152ZM156 194H158V193H156ZM156 194H155V196H156ZM159 194H161V193H159ZM173 194V193H172ZM180 194V193H179ZM195 194V193H194ZM248 194V193H247ZM1 195H3V194H1ZM5 195V196H6ZM13 195V194H12ZM62 195V194H61ZM61 195H59V196H61ZM70 195H72V194H70ZM84 195H82V197L84 196ZM103 195V196H102ZM112 195V194H111ZM145 195V194H144ZM182 195H185V194H182ZM51 196V197H50ZM118 196V195H117ZM150 196V195H149ZM159 197H160V195H158ZM188 196H190V194L188 195ZM21 197H19V198H21ZM94 197V196H93ZM148 197V196H147ZM152 197H154V195L152 196ZM169 197V196H168ZM172 197V196H171ZM193 197V196H192ZM146 198V197H145ZM151 198V197H150ZM218 198V197H217ZM216 198V199H217ZM5 199V198H4ZM17 199V198H16ZM26 199H24V200H26ZM63 199V198H62ZM70 199V198H69ZM73 199V198H72ZM84 200H85V198H83ZM86 199H88V197L86 198ZM176 199V198H175ZM187 198H184V200H186ZM220 199V198H219ZM6 200V199H5ZM18 200V199H17ZM21 200V199H20ZM23 199H22V203H21V201H20V203L21 204H23V205H25L24 203H23V201H24ZM67 200V199H66ZM77 200V199H76ZM149 200V199H148ZM147 200V201H148ZM155 200H156V197H155ZM158 200V201H157ZM156 200V202H153V204H148L149 206V211L147 210V208H146V210L147 211H145V213L146 212H148L146 215H144V216H146L145 217V219H142V217H136L135 219H136V222L134 223V227L133 228H130L129 226H125V228H123V229H117L116 231L114 230V232L116 233V235L113 233V230H105V233H103L104 235L103 236H101L100 238H98V239H96L95 240V243H93V241H92V243L90 242V240H89V242H90V246H89V248L88 249H83V248H81L80 249V251H76V249L78 248H76V249H74L75 251L74 252H77V253H81L82 254V256H79L78 257V259H75V258H77V256L75 257L74 256V259L75 260H71V264H99L100 262H101V264H152V261H153V259L157 262V264H159V263H161L160 261H158L157 259H158V253L161 251V250H165V251H167L168 249H167V247L166 246H161L160 248H157V247H155V246H153V245H156V244H159L158 242H156V243H152V242H148V241H150V240H148V241H146L147 240V238H145V236H144V234H146V235H148V237L150 238V237H152L153 236V234H155V232H157V231H159L160 230V228H159V226L158 225H161V223H163L164 222V224H165V222L167 223V218H165L166 217V215L164 214V212L162 213L161 211H160V209H159V207L162 205L161 204V202H162V200L161 199H157ZM9 201V200H8ZM26 201V202H27ZM51 201H53V202H51ZM69 201V200H68ZM79 201V199L76 201V202H78ZM86 201V200H85ZM118 201V202H117ZM146 201V200H145ZM144 201V202H145ZM171 201V200H170ZM176 202H174V204H176L178 201L177 200H175ZM2 202V201H1ZM0 202V203H1ZM64 202V201H63ZM62 202V204H66V202H64L63 203ZM80 202V201H79ZM83 202V201H82ZM91 202H93V204L91 203ZM131 202V201H130ZM142 202V201H141ZM158 202V203H157ZM172 203H173V200L171 201ZM3 203V202H2ZM9 203H11V202H9ZM19 203V204H20ZM27 203V204H28ZM37 203V204H38ZM70 203V202H69ZM81 203V202H80ZM79 203V205H81ZM85 203V202H84ZM168 203V202H167ZM183 203V202H182ZM185 203H188V202H186L185 201ZM39 204H38V206H39ZM40 204V205H41ZM73 204V203H72ZM110 204V205H109ZM145 204V203H144ZM169 204H171L170 202H169ZM174 204H173V207L177 210V212H176V210H175V213H179V207H178V204H179V206L181 207V204L180 203H178V204H176L175 206H174ZM259 204V207H257V205ZM74 205H76V204H74ZM74 205H72V206H74ZM172 205V204H171ZM170 205V206H171ZM260 205L262 206V207H260ZM55 206V205H54ZM64 206V205H63ZM82 206V205H81ZM86 206V207H87ZM131 205H128V207H130ZM147 205L145 204V207H146ZM31 207V206H30ZM50 207V206H49ZM71 207V206H70ZM75 207V206H74ZM78 207H80V206H78ZM78 207H76L75 208V210H72V212H71V214L73 213L74 214V218H76V217H79L80 216V214L82 213H80V210H79V208ZM90 207V208H91ZM50 208H54L53 206L52 207H50ZM72 208V207H71ZM78 208V209H77ZM83 209L85 208L84 206L82 207ZM81 208V209H82ZM89 208V209H90ZM93 208H95V209H93ZM169 208H172V207H169ZM29 209V208H28ZM52 209H50V210H52ZM57 207L55 206V210L57 211ZM68 209V208H67ZM87 209V208H86ZM88 209V210H89ZM139 209V208H138ZM213 209H217V213H219L218 215H219V217L218 216H216V217H218V219L216 218V221H215V216H213V217H211L212 215H211V211L213 210ZM3 210H5V209H3ZM22 211H23V209H21ZM30 210V209H29ZM54 210V212H53V210L52 211H50L51 213L53 212V214L52 215H55V214H59V213H56V211ZM65 210H66V208H65ZM145 210V209H144ZM7 211V210H6ZM5 211V212H6ZM9 211V210H8ZM7 211V212H8ZM21 211V212H22ZM58 211L59 212H61L62 210H60V209H58ZM69 211V210H68ZM84 211V210H83ZM108 211H106V212H108ZM126 211H127V209H126ZM168 211V209L166 210V212ZM6 212V213H7ZM10 212V211H9ZM15 212V211H14ZM26 212H28V211H26ZM63 212V211H62ZM70 212V211H69ZM121 212H119L118 214H120ZM132 212H134V211H132ZM0 213H2V211L0 212ZM23 214H24V212H22ZM99 213V214H98ZM110 213V214H111ZM173 213H174V209H173V212H172V214L171 213H169V214H171V215H169V219H171L172 218V220H173V217H175V213H174V215H173ZM263 213V214H262ZM20 214V213H19ZM31 214V213H30ZM30 214H28V215H30ZM33 214V213H32ZM37 214V216H39V217H41L40 215L42 214L41 212H37L36 213ZM50 214V213H49ZM48 214V215H49ZM70 214V213H69ZM136 214H140V212L139 211H137V213ZM144 214V213H143ZM153 214H155V216H153ZM213 214V213H212ZM261 214H262V216L263 217H261ZM25 215H27L26 213H25ZM25 215L23 216V217H25ZM28 215H27V218H28ZM47 215V214H46ZM126 215H128V213L126 214ZM151 215L153 216V218H151ZM210 215V216H209ZM215 215V214H214ZM17 216H19L18 214H17ZM22 216V215H21ZM31 216L32 215H30L29 216V219L30 220H32L31 219ZM57 217L56 218H58V217H60L61 216V218L63 217V214H61L60 216H58V215H56ZM143 216V217H144ZM177 216V215H176ZM209 216V217H208ZM49 218L51 217L50 215L48 216ZM52 217H54V216H52ZM112 217H113V215H112ZM131 217V216H130ZM154 217H155V219H154ZM42 218H43V216H42ZM67 217H65L64 218V221H65V219H66ZM70 218H72V217H69V219ZM123 218V217H122ZM127 217H125V218H123L124 220L126 219ZM166 219V221H165V219ZM214 218V219H213ZM247 218L248 219H250V221H249V225H252V226H254V227H249V226H247V224H246V220H247ZM261 218V219H260ZM112 219V218H111ZM122 219V221H121V218H120V221H121V223H123V224H121V225H125L126 223H124L123 220ZM131 219H132V217H131ZM3 220H5V219H3ZM20 220H22L23 221V219H20ZM19 220V221H20ZM28 220V219H27ZM27 220H25V225L24 226H26V224L28 225V223H26V221ZM43 220V219H42ZM38 221V220H36V221H38V223L37 222H35L36 223V225L35 226H38L37 224H39V226H40V223H42L43 221ZM46 220V219H45ZM50 220V219H49ZM48 219H47V221H49ZM68 220V218L66 219V221ZM72 220V219H71ZM144 220H145V222H144ZM6 221H7V219H6ZM19 221H17L18 222V224H19ZM57 221H59V219L57 220ZM63 221V222H64ZM76 221H78V220H75V222H73V224H71V225H66V227L69 229V231H76V230H79V229H81L82 227H81V218H80V220H79V222H78V226L77 227H75L76 226ZM82 221H84L83 219H82ZM86 221H87V218H86ZM88 221H90V218H89V220ZM162 221V222H161ZM21 222V221H20ZM28 222V221H27ZM29 222H31V221H29ZM40 222V223H39ZM52 222V221H51ZM116 222V221H115ZM133 222V221H132ZM177 222V221H176ZM13 223V222H12ZM23 223V222H22ZM47 223V224H46ZM46 223H43V224H45V226L43 225V227H41V228H38V229H36V227L35 226H32L33 227V229L35 230V231H33V233L34 232H36L35 233V236H36V234H37V236L36 237H39V236H43L44 237V239L42 240V242H43V244L45 245H47V246H52L51 248H53L52 249V251H56L54 254V256H52V255H50L49 253H47L46 252V255L44 256V250H43V252H38V254L36 255V257H34L33 255H32V251H31V253L30 254H27V255H25V252H23V250H22V252H23V255L22 254H20L19 255V257H17V258H15V253L14 254H11V253H9V251H8V245L7 244H5L4 246H2V248L4 249H2L3 251H0V257H2L1 259H0V264H11V263H14V261H22V262H24V264H69L68 263V255L66 256V254H65V252L67 253V250L68 249H70L72 246H76V245H80V243H81V241L79 240V241H77L76 242V244H74V243H72V242H75V239L74 238H76V237H73L74 235L73 234H71L68 230H67V232H68V235H70L71 234V236H72V239H71V237L70 236H67V233L65 232V225H63V223H61V222H58V223H60V225H63V227L61 226V227H58L57 226V224H56V222L54 221V222H52V224H50L49 222H46ZM71 223V222H70ZM83 223V222H82ZM86 223V222H85ZM131 223V222H130ZM173 222H171V224H172ZM174 223H175V221H174ZM2 224H6V222H4L3 221V223ZM8 224V223H7ZM30 224V223H29ZM74 224H75V226H74ZM118 224V223H117ZM154 224H158V225H155L156 227H158L159 228V230H157V228H155V226H154ZM163 224V225H164ZM178 224V223H177ZM13 225V224H12ZM31 225V224H30ZM108 225V224H107ZM106 225V226H107ZM166 225V224H165ZM164 225V226H165ZM18 227H20V226H22V225H17ZM24 226H23V229H24V231H25V233L24 232H22V227H20V232H22V233H20V234H22L21 236H19V238L21 237L22 239H17L18 241L16 242V241H14V243H17V244H19V247L20 246H23V245H25L26 243L28 244V246H29V241L32 239H30L29 241L28 240H25V239H29L32 235H31V231H30V229L31 228H29V231L28 230H26V229H28V228H24ZM29 226V225H28ZM83 226V225H82ZM98 226H101V225H98ZM175 226V225H174ZM182 226H183V224H182ZM11 227H13L14 228V225L13 226H11ZM16 228V229H19V228ZM31 227V226H30ZM85 227V225L83 226V228ZM89 227V226H88ZM92 227V226H91ZM103 227V226H102ZM108 227V226H107ZM106 227V228H107ZM173 227V226H172ZM249 228V229H246V228ZM13 228H11V230L10 231H12V229ZM63 228V229H62ZM86 229H87V227H85ZM109 228H111L110 226H109ZM121 228V227H120ZM136 229V232H132V230L133 229ZM167 228V227H166ZM176 228H178V227H176ZM4 229H5V226H4ZM4 229H3V231H4ZM156 229V230H155ZM172 230V233H173V235L174 236H176L177 235V233L176 232H173V230H175V227H174V229H172V228H169V230ZM205 229V230H204ZM246 229V230H245ZM1 230V229H0ZM89 230H91V228H89ZM101 230V229H100ZM169 230H167V231H169ZM170 230V231H171ZM182 230H183V228H182ZM192 230L194 231L193 233H192ZM2 231V232H3ZM18 231V230H17ZM16 231V232H17ZM27 231V232H26ZM162 231V230H161ZM169 231V232H170ZM175 231H177V230H175ZM1 232V233H2ZM102 232H104V230L102 231H100V233H102ZM164 232H166V231H164ZM169 232H167L168 234H167V236L169 235ZM11 233H13V232H10V235H11ZM137 234V236H135L136 234ZM151 234V235H149V234ZM157 233H159V232H157ZM156 233V234H157ZM263 233H262V235H263ZM3 234V233H2ZM6 234V233H5ZM16 234V233H15ZM18 235H19V233H17ZM51 234H53V237H54V239H58L56 242H60L59 243V245H57V248H56V246H53V244H52V241H50L49 240V236L51 235ZM87 234H89V233H87ZM160 234V233H159ZM165 234V233H164ZM181 234V233H180ZM257 234V235H256ZM12 235H14V234H12ZM11 235V236H12ZM27 236L26 238L24 237V236ZM75 235H77L76 233H75ZM79 235V234H78ZM93 234H91V236H92ZM95 235V234H94ZM163 235V234H162ZM171 235V234H170ZM169 235V237H171ZM4 236V235H3ZM90 236V235H89ZM90 236V237H91ZM139 236V237H138ZM157 236V235H156ZM165 236L166 235H164V238H165ZM174 236H172V238H174V240L176 239L177 241H178V239H177V236L176 237H174ZM192 238H191V237ZM13 238H14V236H12ZM24 237V238H23ZM85 237H87V236H85ZM94 237V236H93ZM159 238H160V235L158 236ZM157 237V238H158ZM225 237L227 238V240H225ZM260 237V236H259ZM9 238H11L10 236H9ZM159 238H158V240H159ZM190 238H191V240H190ZM35 240H36V238H34ZM41 239V238H40ZM40 239H38V240H40ZM74 239V240H73ZM161 239V238H160ZM166 239V238H165ZM165 239H161L162 241H165ZM230 239V240H229ZM248 239H251L252 240V242L250 243V244H248ZM259 239H261V238H259ZM15 240V239H14ZM19 240H22L21 241V243L23 242V245H20V242H19ZM25 240V241H24ZM76 240H78V239H76ZM167 240V239H166ZM173 240V239H172ZM262 240V239H261ZM28 241V242H27ZM232 241H235V243H233ZM253 241H254V243H253ZM25 242V243H24ZM33 242H34V240H33ZM37 242V241H36ZM180 242H181V240H180ZM194 242V241H193ZM193 242H192V244H193ZM85 243V242H84ZM174 243V242H173ZM173 243H170L171 245L173 244ZM204 243V244H205ZM259 243H260V240H259ZM3 244V243H2ZM1 244V245H2ZM17 244H15V245H17ZM34 244V243H33ZM191 244V245H192ZM15 245H13V246H15ZM45 245V246H46ZM170 245V246H171ZM173 245H175V244H173ZM198 245V244H197ZM262 245V244H261ZM261 245H259V247L261 246ZM18 246V245H17ZM36 246V245H35ZM38 246V245H37ZM168 246V245H167ZM236 247V249H238L237 251H239L238 253L237 252H233V250H232V248L233 247ZM246 247V248H244L243 250H244V252H243V250H242V247ZM254 246V247H253ZM23 247H25V246H23ZM32 247V246H31ZM42 248L43 246H41V244H40V246H38V248ZM174 247L172 248V249H174ZM198 247H200V248H203L202 246H198ZM234 247V248H235ZM27 248V247H26ZM26 248H24L25 249V251H26ZM34 248V247H33ZM152 248H154V250L152 249ZM21 249V248H20ZM30 249V248H29ZM29 249H27V250H29ZM36 250H37V248H35ZM44 249V248H43ZM47 250H49V251H51L50 249H48V248H46ZM58 249V250H57ZM60 249V250H59ZM180 250H181V248H179ZM192 249V248H191ZM197 249V248H196ZM19 250V249H18ZM31 250V249H30ZM261 250H262V246H261ZM20 251V250H19ZM51 251V252H52ZM173 250H171V252H172ZM177 251V252H176ZM70 252V251H69ZM16 253H17V251H16ZM20 253V252H19ZM72 253V252H71ZM164 253V252H163ZM180 253H181V255H180ZM33 254H35V253H33ZM81 254H79V255H81ZM103 254V256L101 257V255ZM169 254V253H168ZM190 254V253H189ZM196 254H198V253H196ZM200 254H202V252L200 253ZM245 254V255H244ZM255 254H256V256H255ZM78 255V254H77ZM98 255H100V260L98 259L99 257H98ZM179 255L181 256V257H179ZM199 255V254H198ZM197 255V256H198ZM214 255H211L210 253L208 254V253H205V257L208 259V261H209V263H211V264H219L218 263V261H217V258H215L214 257ZM237 255H239V256H237ZM17 256H18V253H17ZM113 256H114V258H113ZM160 256V255H159ZM172 257H173V255H171ZM197 256H195L194 258L196 259V257ZM71 257V256H70ZM73 257V256H72ZM167 257V259H168V256H166ZM184 257H186V259H184ZM200 256H198V258H199ZM204 257V256H203ZM201 258V260L202 259H204V258ZM35 258H37V260H34ZM39 258V259H38ZM53 260V261H50V260ZM71 259V258H70ZM169 260V259H168ZM206 260V259H205ZM165 261H166V259H165ZM165 261L163 262V263H161V264H166L165 263ZM171 261V260H170ZM178 261V262H177ZM253 261V262H252ZM258 261V262H257ZM99 262V263H98ZM105 262V263H104ZM168 263H171V262H169V261H167ZM198 262H203V263H205L206 264V261H199V259H198ZM221 262V263H222ZM167 263V264H168ZM202 263V264H203ZM220 263V264H221ZM189 264H190V262H189ZM223 264V263H222Z\"/></svg>","mask_w":264,"mask_h":264},{"label":"rangeland","instance_id":"rangeland-1","mask_svg":"<svg viewBox=\"0 0 264 264\" xmlns=\"http://www.w3.org/2000/svg\"><path fill=\"white\" fill-rule=\"evenodd\" d=\"M14 1L15 0H13V2H12V0L10 1V0H2V3H1V7H0V39H1V43H2V45H1V43H0V45H1V47L3 48L4 46V48L7 50V53H8V58L10 59V60H7V61H11L10 63L9 62H7L6 63V59H5V63H6V71H3L1 68H0V72H2V73H0V78H1V80L3 79V84H2V82L0 83V85H2V86H0V107L2 108H0V134L2 133V130H3V133H2V135H0V140H2L1 142H0V148H1V150H2V148L6 145V142H7V137H14V136H16V137H19V136H21L20 134H22V133H24L23 134V136H25L26 138L24 139L23 137H19V140H21L20 138H23V140L22 141H19V140H17V142H19V143H17L18 144V146L19 147H21V149L24 147L25 148V146H26V144H28V138H30V139H32V138H34L35 136H36V134H33L32 133V129H34V130H36V128H34V126H36L35 124H37V125H42L43 124V120H41V117H40V115L38 114V112L40 113V111L42 110V105H44L45 104V106H43V108H45V107H47V105L48 106H50L51 104L49 103V100H50V102H52V101H54V99H56V97L59 95V91H61L62 90V86H60L61 84V82L63 81V80H61V79H63V77L61 76V72H60V70L63 68V67H67V66H63V64H62V61H61V59L60 60H58V58L56 59V58H54L55 57V52L52 54V52H50V53H47V51H48V45H47V42L51 39L50 37H49V35L52 37V39H54V38H56V39H58V38H60V37H62L63 36V33H60L59 31H61L63 28L62 27H64L65 28V25H63V21H53L52 22V20H50V18H49V15H46V16H43L42 17V20H38L39 18L37 17V15L38 14H40L39 13V11H40V9H38L37 8V11H36V9L33 7V6H35V4H33V5H29L31 2L32 3H34L35 2V0H24V2H23V0H21L23 3H24V6L22 7L21 6V4H23L22 2L21 3H19L18 1H16L15 3H19V5L21 6V8L20 9H22V10H20L19 9V7H17L16 5L17 4H14ZM20 1V0H19ZM80 1V3H81V0H79ZM83 2L80 4L79 3V6H80V10H79V8L78 9H76L75 11H73L72 12V10L70 9V10H68L67 9V13H68V11H69V14H70V11L72 12V14H76L77 16H76V18H73L75 15H70L69 16V14L67 15V13H66V8H65V10H64V7H63V9H62V7L60 8V7H57V8H55L56 10H54V9H52L49 13H54V12H56V14H57V17L59 18L60 17V19H64V20H66L67 22L68 21H70V20H72V21H74V24H76V23H79L80 22V24H82V25H84V28H86V29H82V30H80L78 33H76L75 35H73V37L71 38V41L72 42H74L75 43V41H76V44L77 45H80V46H82V47H84V46H86V47H92V46H95L96 45V47H99L100 46V42H102L101 43V45H103V46H105V45H107L108 43H112L113 42V44H112V47H111V49L110 50H112V48H116L115 50H117V49H120L119 51L120 52H123V49L124 48H126L127 47V45H128V48H133L134 47V52H136V51H139V53H140V51H141V53L139 54V55H141V56H144V55H148L149 53H151V54H153V53H158V54H161V52H164V50H165V52H167L166 50H168V51H170V52H174V50H177L179 53L182 51V48H180V47H176V48H172V50L171 49H166V47H162L160 44H155V45H152V43H148L147 45L145 44V42L144 41H142L141 43H133V44H130L129 43V37L131 36V35H133L134 37H137V38H140V40L141 39H145V38H143V37H147V35H151V34H147V32L145 31V36L143 35V34H140V33H144V31L142 30L143 28H146L145 27V25H146V23L144 24L143 22H148V19H153L154 20V15L152 14V15H149V14H151V12L149 13V10L150 11H154V10H161V8L160 7H162V4H164L165 2H166V5H164L163 6V11L166 13V18L165 17H163L165 14H161L160 13V17H162L161 18V20L162 21H164L163 22V24L164 25H166V24H169L170 23V29L172 28V27H174L175 26V24L177 23L176 21H178L179 22V24L177 23L176 24V26H175V28H178L179 29V31L181 32V33H183V31L185 32V33H187L186 34V36H185V33H183V35L185 36L184 38L187 40V42L189 41V40H192V41H189L188 43H193L192 44V46H193V49L195 50V51H198L199 49H202V50H204L206 53L205 54H207L208 52H207V49L209 50L210 49V47L209 46H211V45H213V43L211 42V41H217V42H214V44L215 45H219L220 44V46H223V43H224V46L229 42L230 44H232V46L230 47V49L229 50H227L228 51V56H232V57H230V61L229 62H227V63H224V65L221 63V66L219 65V64H217L218 66H214L215 64H213V65H210L209 67V69H208V71H210V70H213L214 69V67L215 68H217V67H221V68H219V69H221V73H222V77L220 78V77H217V79H215L214 81L212 80L213 79V77H212V75H209V77H208V81H207V83L205 82V89L207 90V91H209V90H211L212 89V91H214V90H217V91H215V93L214 92H212V93H214V94H225V95H227L226 94V92H229L230 94H231V92L232 91H238V93H241V94H238L237 92V94L239 95H236L235 93H234V95H233V92H232V94L231 95H233L234 97H235V95H236V97L234 98L235 99V101L237 102V100H238V98H241V99H244V98H246V97H252V96H254V97H256L257 95H259L258 93H260L259 91L260 90H263L262 92H264V54H262V53H264V44H262V43H264V38H263V34H264V27H263V29H262V25L264 26V24H262V23H264L263 21L264 20H262V19H264V1L263 0H227V1H229V2H227L226 0H185L186 1V4H185V2L183 1V0H168V3L171 1V3H169V5H170V7H169V5H168V3H167V0L165 1L164 0V3L161 1V2H159V0H144L143 2H145V5H149V6H145L144 4V6H141L142 8H140V7H138V6H140L141 5V3H139V1H137V0H125V7H124V9L122 8L123 7V5H124V3L122 4V2L124 1V0H117L118 1V3H116V2H114V4H113V7L111 6L109 9L106 7L105 9H107V10H109V12H107L106 13V16H107V14H108V20L106 19V18H104L105 19V21H104V19H102L104 16H105V14H104V12L106 11V10H102L101 8H98L97 6H100L102 3H100V5H97V6H95V5H92V4H95L93 1V3H91V1H90V3L91 4H88L87 2H85V0H82ZM116 1V0H115ZM122 1V2H121ZM150 2V3H147V2ZM152 1H158V2H152ZM176 1V2H175ZM178 1H180V2H178ZM189 1H191L190 2V5L193 7V9L191 8H189ZM204 1H207L208 2V4H209V2H210V4L213 2V1H215V3H212L211 5L212 6H210V4L208 5L207 3L205 4V2ZM219 1H220V4H219ZM5 2V3H4ZM30 2V3H29ZM77 2V1H76ZM121 2V3H120ZM127 2H129L128 4H127ZM140 2H142V0H140ZM142 2V3H143ZM178 2V3H177ZM198 2H203L204 4L203 5H205L204 7H203V5H201V8L199 7V9L198 10H196V7H198V5H196ZM221 2H222V4H221ZM233 3L234 5L232 6V4L231 3ZM10 3V4H9ZM28 3V4H27ZM31 3V4H32ZM86 4V5H84L85 7H86V9H85V7L83 6V4ZM130 3H136V4H138V5H135L134 4V6L137 8H135L134 6H133V4H131V6L129 5ZM147 3V4H146ZM154 3V4H153ZM161 3V5H159ZM180 3V4H179ZM218 3V4H217ZM227 3V4H226ZM230 3V4H229ZM237 3H239V4H241V6L239 5V4H237ZM8 4H9V6H8ZM26 4V5H25ZM121 4V5H120ZM127 4V5H126ZM140 4V5H139ZM182 4V5H181ZM195 4V5H194ZM213 4H215L217 7H215L214 8V6H213ZM237 4V5H236ZM4 5V6H3ZM11 5V6H10ZM16 6L15 8H13V9H11L12 7H14V6ZM88 5V6H87ZM91 5V6H90ZM122 6L121 7V10H120V8H118V6ZM168 5V6H167ZM220 7H219V6ZM229 5H231V6H229ZM236 5V8L234 7ZM243 5V6H242ZM3 6V7H2ZM26 6L29 8V10L26 8ZM82 6H83V8H82ZM90 6V7H89ZM95 8H94V7ZM154 6V7H153ZM180 6H185V7H187L188 9H187V11L188 10H194V8H195V12L194 13H192V14H190V11H188L189 13H187V11H186V9L184 10V8L185 7H183V9H182V7H180ZM190 6V7H191ZM227 7V9H226V7ZM237 6H238V8H237ZM6 7V8H5ZM9 7V8H8ZM11 7V8H10ZM30 7L32 8L33 7V12H35V13H33L32 11H30ZM89 7V8H88ZM100 7H102L103 9H104V7L105 6H100ZM133 7V8H132ZM147 7V8H146ZM157 7H158V9H157ZM211 7H213V8H211ZM234 7V8H233ZM242 7V8H241ZM3 8V9H2ZM16 8H18L16 11L14 10V9H16ZM24 8V9H23ZM25 8L29 11V15L30 16H32L33 17V15H34V17L33 18H35V20L33 19V21H31V19H32V17H31V19L29 18V15L27 16V17H25L26 15V13L28 14V12H26V11H24L25 12V14L23 13V12H21V11H23V10H25ZM91 8V9H90ZM168 10H167V9ZM170 8V9H169ZM203 8H205L204 10H203ZM221 8V9H220ZM244 8V9H243ZM57 9H59L58 11H57ZM63 11H62V10ZM83 9H85V10H83ZM87 9H89L90 11L92 10V9H94V10H92L91 12L89 11V15H91V16H88V10ZM96 9V10H95ZM98 9V10H97ZM101 9V10H100ZM112 9H114V11L112 10ZM120 11H119V10ZM140 9V10H139ZM173 9V10H172ZM176 11H175V10ZM202 9V10H201ZM207 9V10H206ZM212 9V10H211ZM224 9V10H223ZM233 9H235V10H233ZM236 9H237V11H236ZM240 9V10H239ZM243 9V10H242ZM2 10H4L5 12H3ZM8 12H7V11ZM10 10H12V11H14V12H12L11 13V11ZM20 10V12H21V17L22 18H20L19 17V19L17 18L19 15H18V12L17 11H19ZM39 10V11H38ZM80 12H79V11ZM84 12V13H82V11ZM87 10V12H85ZM100 10V11H99ZM128 10H130V11H128ZM184 10V11H183ZM208 10H209V12H208ZM245 10V11H244ZM95 11V12H94ZM103 11V12H102ZM123 11V12H122ZM175 11V12H174ZM179 11H180V13H179ZM186 11V12H185ZM201 11H203L202 13H201ZM214 11V12H213ZM219 11V12H218ZM227 11V12H226ZM231 11V12H230ZM233 11H236L238 14L236 15V12H233ZM240 11V12H239ZM243 11V12H242ZM20 12H19V14H20ZM135 15H133L132 13ZM144 12V13H143ZM160 12V11H159ZM168 12V13H167ZM173 12V13H172ZM206 12H208L210 15L212 14H215V16H210L209 17V15H208V17L210 18V23H208L209 22V18L206 16V17H204L205 15H207V14H205ZM6 13V14H5ZM11 13V14H10ZM62 13V14H61ZM87 14V15H83V14ZM95 13H97L99 16H97V14H95ZM103 13V15L104 16H102L101 14ZM113 15H112V14ZM119 13V14H118ZM130 13V14H129ZM138 14V15H136V14ZM146 14V15H148V17H146V15H145V19L143 18V17H141V14ZM178 13L180 14L179 16H181V18L178 16ZM183 13H187V14H183ZM223 13H224V15H223ZM230 15H229V14ZM9 14H10V16H9ZM13 14H15V17L12 19V17L14 16ZM22 14H24V15H22ZM32 14V15H31ZM117 14V15H116ZM129 14V15H128ZM139 14H140V17H139ZM197 14H198V16H197ZM202 14V15H201ZM221 14V16L219 17V15ZM234 14V15H233ZM6 15L7 16H9V17H11V20H9V17H6ZM12 15V16H11ZM16 15H17V17H16ZM43 15V14H42ZM41 14H40V16L39 17H41L42 16ZM112 15V16H111ZM167 15H169V17L167 16ZM170 15H171V18H170ZM189 15H192L193 16V18H192V16L191 17H189ZM194 15H196V16H194ZM236 15V16H235ZM242 15V16H241ZM263 15V16H262ZM24 16V17H23ZM86 17L87 18V16H88V18L89 19H84L83 20V18L84 17ZM97 16V17H96ZM124 16V17H123ZM129 16H133L132 18L130 17V19H129ZM184 16V17H183ZM217 16H218V18H217ZM224 18H223V17ZM229 16H231V17H229ZM72 17V18H71ZM111 17V18H110ZM176 19H175V18ZM178 17H179V20H181V22L182 23H180V21L179 20H177L178 19ZM195 17H196V19H195ZM215 17V18H214ZM233 17H234V19H233ZM261 17H263V18H261ZM5 18V19H4ZM17 18V19H16ZM26 18V19H25ZM78 18H79V20H78ZM93 18H94V20H93ZM98 18V19H97ZM123 18H124V21H123ZM134 18V19H133ZM140 18V19H139ZM169 18V19H168ZM205 18V19H204ZM217 18V19H216ZM219 18H221V20L219 19ZM231 18V19H230ZM238 18H239V20H238ZM8 21H7V20ZM16 19V20H15ZM23 19H25V20H23ZM30 19V22L28 21ZM91 19V20H90ZM173 19H174V22H173ZM186 19V20H185ZM188 19V20H187ZM189 19H190V22H188L189 21ZM199 19V20H198ZM228 21H227V20ZM15 20V21H14ZM17 20H21L20 21V23L18 24V22L19 21H17ZM78 20V21H77ZM87 20H89L88 22L91 24H88V22H87ZM97 20V21H96ZM132 20H133V22H132ZM138 20H140V22L141 23H143L144 24V26H142V24L139 22V25L137 24V25H135L136 24V22H138ZM171 20H172V22H171ZM194 20H196V22L194 21ZM233 20V21H232ZM4 21V22H3ZM13 21H14V25H15V27H16V25H17V31L15 32V28L13 27V28H10V27H12V26H14L13 25ZM66 21H64V22H66ZM75 21H76V23H75ZM94 21H96V23L94 22ZM130 21V22H129ZM170 21V22H169ZM193 21L196 23H193ZM231 21V22H230ZM6 22V23H5ZM10 24H9V23ZM86 22V23H85ZM113 22H114V24H113ZM116 22V23H115ZM168 22V23H167ZM176 22V23H175ZM216 23L215 25H213L214 23ZM227 22V23H226ZM230 22V23H229ZM17 23V24H16ZM30 23V24H29ZM120 25V26H118V24ZM174 23V25H172V24ZM188 23V24H187ZM199 23L201 24V25H199ZM204 23H206V24H204ZM211 23H213V24H211ZM222 23V24H221ZM232 23V24H231ZM238 23V24H237ZM5 24H6V26H5ZM25 24V25H24ZM86 24V25H85ZM122 24V25H121ZM130 24V25H129ZM182 24H183V26H182ZM193 26H192V25ZM9 25V26H8ZM21 25V26H20ZM34 25H36V27H35V29L33 28V26ZM48 25H50V26H48ZM179 25V26H178ZM189 25H191L190 26V28L188 29V26ZM196 25H199V26H196ZM260 25H261V28L259 29V27H260ZM5 26V29L3 28ZM30 27V29H29V27ZM46 26V27H45ZM53 26V27H52ZM89 26V27H88ZM112 26V27H111ZM169 26V25H168ZM178 26V27H177ZM1 27L4 29H1ZM70 27V26H69ZM123 27V28H122ZM132 27V28H131ZM138 27L140 28H142V29H140V30H142V32H138L139 31V29H138ZM166 27V26H165ZM179 27H181V28H179ZM227 27V28H226ZM237 27H238V29H237ZM9 28H10V31H9ZM20 28V29H19ZM21 28H24V31H23V33L22 34H20V33H18V31L19 32H21L23 29H21ZM28 30H27V29ZM47 29L46 31H44L43 29ZM56 28H57V30H56ZM60 28V29H59ZM135 28H137V29H135ZM167 29H169L168 27H166ZM165 28V29H166ZM184 28V29H183ZM186 28V29H185ZM206 28V29H205ZM15 29V30H14ZM44 31V32H46V33H44L42 30ZM128 29V30H127ZM181 29V30H180ZM188 29V30H187ZM226 29H229V30H226ZM14 30V31H13ZM21 30V31H20ZM25 30H27V31H29V33H30V35L28 34L27 35V33L28 32H25ZM31 30V31H30ZM56 30V31H55ZM137 30V31H136ZM226 30V31H225ZM4 32V31H6V33L4 32V33H2V32ZM41 31V32H40ZM51 31H55L54 33H52ZM188 31H190L189 33H191L193 36H195V39L196 38H199V40L198 39H196L195 41H196V44H195V41H194V37L192 36V38H189L188 39V37H191V34L189 35L188 34ZM209 31H210V33H212V34H210L209 33ZM228 31V32H227ZM233 31V32H232ZM42 32H43V34H42ZM48 32V33H47ZM57 32V33H56ZM59 32V33H58ZM111 32V33H110ZM128 34V36H126L127 34ZM129 32V33H128ZM136 32H138L137 34H136ZM198 32V34H195V33H197ZM9 33H11L10 35H7V34H9ZM14 35H13V34ZM17 33V34H16ZM83 33L85 34V33H87L88 34V36H89V39H88V41L86 40V36H87V34H86V36H84L83 35ZM92 33V34H91ZM113 33V34H112ZM123 33V34H122ZM200 33H202V34H200ZM214 33V34H213ZM217 35H216V34ZM230 33V34H229ZM232 33V34H231ZM263 33V34H262ZM34 34H36V35H34ZM48 34V35H47ZM58 34H59V37L57 38L56 37V35L58 36ZM89 34H91V35H93V36H90ZM122 34V35H121ZM177 34H179V32L177 33ZM209 34V35H208ZM12 35V36H11ZM16 35V36H15ZM25 35H27V36H25ZM55 37H54V36ZM82 35H83V37H82ZM124 35V36H123ZM142 35V36H141ZM176 35V34H175ZM181 34H179V36H175V37H178V38H180L181 36H180ZM207 35V36H206ZM230 35V37H228ZM232 35V36H231ZM237 35V36H236ZM12 38H11V37ZM78 36V37H77ZM111 36V37H110ZM121 36H123L124 38L122 39L121 38ZM198 36V37H197ZM13 37H16V39H14ZM49 37V38H48ZM66 37V39H67V36H65ZM91 37V38H90ZM92 37H95L96 38V41H94L95 39L94 38H92ZM128 37V38H127ZM187 37V38H186ZM219 37V38H218ZM76 38H78L77 40H76ZM229 38V39H228ZM237 38V39H236ZM261 38V39H260ZM19 39V40H18ZM48 39V40H47ZM51 39V40H52ZM213 39V40H212ZM224 39H226L227 40V42H226V40H224ZM230 39L232 40L233 39V42H230ZM5 40V41H4ZM47 42H46V41ZM60 40V39H59ZM58 40V41H59ZM90 40V41H89ZM93 40V41H92ZM210 40V41H209ZM234 40H235V43H234ZM6 41L7 42H9V43H7L8 45H9V47L8 46H6V45H4V43L6 44ZM31 41V42H30ZM53 41V40H52ZM80 41L82 42V44L80 43ZM87 43V44H89L88 46H87V44H85V42ZM98 41H100L99 43H97ZM120 41V42H119ZM194 41V42H193ZM202 41V42H201ZM206 41H209V42H211V44H209V43H207ZM28 42H29V44H28ZM41 42V43H40ZM83 42H84V44H83ZM89 42V43H88ZM94 42V43H93ZM96 42V43H95ZM123 42H125V43H127V45L125 44V43H123ZM221 42V43H220ZM237 42H238V45H237ZM262 42V43H261ZM25 43V44H24ZM58 44L59 42H54V43H52L53 45L54 44ZM80 43V44H79ZM190 43V44H191ZM202 43H203V45H204V48H203V46H202ZM204 43H206V44H204ZM40 44H41V46H40ZM57 44H56V46H57ZM93 44V45H92ZM95 44V45H94ZM99 46H98V45ZM235 44V45H234ZM261 44V45H260ZM20 45V46H19ZM28 45H29V47H30V49H29V47H28ZM125 45V46H124ZM207 45H209L208 47H206ZM215 45H213V46H215ZM110 46H111V44H110ZM142 46V47H141ZM145 46V47H144ZM239 46V47H238ZM23 48V50L21 49V48ZM26 47V48H25ZM44 47H46L47 49L45 50V48ZM60 47H62V48H64L65 46L63 45V46H61L60 45ZM85 47V48H86ZM107 47H109V44L107 45ZM117 47H119V48H117ZM142 48V50H141V48ZM151 47H153V49L151 48ZM202 47V48H201ZM237 47V48H236ZM25 48V49H24ZM41 48V49H40ZM102 48V46H100L99 47V49L100 50H102L101 49ZM135 48H139V50H137V49H135ZM148 48H150V50L148 49ZM207 48V49H206ZM82 49H84V48H82ZM92 49H93V47H92ZM149 51H148V50ZM225 49V48H224ZM17 50V51H16ZM26 50V52H28L27 53V55H26V53L24 52ZM28 50H33L32 52H35L36 54H37V56H36V54H34V53H31V52H29ZM93 50H95V48L93 49ZM104 50V49H103ZM136 50V51H135ZM194 50H192V53H193V55L194 54H196V52L194 51ZM9 51V52H8ZM11 51V52H10ZM14 51H15V53H14ZM19 51H20V53H19ZM41 51H43V54L45 53V54H48V56H50V57H53L54 59H56V60H58L59 61V63H58V61H56V60H54L53 59V61H51V65H49L48 67L46 66L47 64L44 62V64H42L41 66V68H40V70H42L40 73H42L39 77H37L35 80H30V76H35V75H30V73H29V70L27 71L26 70V68H29V66L31 65L30 64V62L31 63H33L34 62V60L36 61V62H34V63H36V64H39L40 63V61H41V56L43 55L42 53H40ZM153 51H156V52H153ZM233 51V52H232ZM13 52V53H12ZM108 52V50L106 49L105 50V53H107ZM148 52V53H147ZM232 52V53H231ZM22 53L25 55H23L24 57H26V59L27 60H25L24 59V57L23 56H21L22 55ZM31 53V54H30ZM117 52H115L114 53V55H116V56H114L113 54V56L114 57H111L112 59L110 60L109 59V61L110 62H112V61H115V62H117L118 60H119V56L116 54ZM137 53V52H136ZM144 53V54H143ZM177 53V52H176ZM191 53V54H192ZM230 53V54H229ZM12 54H14L15 55V57H14V55L12 56ZM20 54V55H19ZM29 54V55H28ZM44 54V55H45ZM238 54V55H237ZM262 54V55H261ZM18 55V56H17ZM166 56V60L168 61L169 60V55L168 54H165ZM168 55V56H167ZM259 55L260 56H262L261 58L259 57ZM19 56H21V57H23V58H21V57H19ZM29 57V59H28V57ZM32 56V57H31ZM168 57V58H167ZM186 56L184 55V57L183 58H185ZM15 58V59H14ZM18 58H20V59H24V60H21V61H19L18 60ZM37 58V59H36ZM175 58H177V57H175ZM82 59H84V60H82ZM79 58V60L81 61L80 63H79V60H78V58H76L75 60L74 59H71V63L69 64L68 63V67L70 66V67H72V68H68V69H71V71H73V72H78L79 70L78 69H80L81 67L83 68V67H89V63H88V60L86 59V58ZM233 59H234V61H233ZM258 59H261V60H258ZM29 60H30V62H29ZM33 60V61H32ZM25 63V64H23V62ZM39 61V62H38ZM61 61V62H60ZM68 61V62H69ZM76 61V62H75ZM84 61H86V62H84ZM108 61V60H107ZM137 61V60H136ZM243 62V65H242V62ZM15 62H16V64L19 62V63H21L20 65L19 64H15ZM27 62V63H26ZM29 62V63H28ZM75 62V64H77V65H75L74 64V66H73V63ZM110 62H107V64H105L107 67H106V69L108 70L109 68V71L108 72H106L107 74V76H110L111 75V73H113L114 72V70H112V66H114V68L113 69H115V62H112V63H110ZM258 62H261L260 63V65H259V63ZM5 63H4V68H5ZM61 63V64H60ZM86 63V64H85ZM110 65H109V64ZM212 62H210L209 64H211ZM9 64V65H8ZM16 65V67H15V65ZM22 64L24 65V66H22ZM28 64H29V66H28ZM41 64V63H40ZM53 64V65H52ZM88 64V65H87ZM117 64V63H116ZM208 64V65H209ZM235 65V67H237V70H238V72H237V70L236 69H234V70H232V72H231V68H234V65ZM245 64H247L250 68H251V73H250V68L247 66V65H245ZM12 65H14V67L12 66ZM45 65V66H44ZM55 65H58V70H57V66H55ZM228 67H227V66ZM231 65V66H230ZM233 65V66H232ZM19 66H20V71H16V69H18L19 68ZM24 67V68H22V67ZM27 66V67H26ZM32 66V65H31ZM30 66V67H31ZM76 66H78V68L76 67ZM211 66H214V67H211ZM224 66V67H223ZM254 66H255V68H254ZM9 67V68H8ZM10 67H11V69L13 68H16L15 69V71H12L11 69H10ZM47 67V68H46ZM76 68V71H75V69L73 70V68ZM137 67V66H136ZM136 67L134 68V70L136 69ZM223 67V68H222ZM241 67H242V69H241ZM257 67V68H256ZM49 68V69H48ZM82 68H81V70H82ZM122 69H124V67H120L119 68V71H120V75H121V77L123 76V74H124V72L123 71H121ZM188 69V68H184V71H186V70ZM190 69V68H189ZM224 69V70H223ZM226 69H229V70H227L226 71ZM24 70H26L24 73H21V71L23 72ZM32 70V69H31ZM30 70V71H31ZM47 72H46V71ZM80 70V71H81ZM110 70H112L111 71V73H110ZM258 70V71H257ZM12 71V72H11ZM43 71H45V72H43ZM183 71V70H182ZM214 71V70H213ZM213 71H212V73H213ZM233 71H234V73H235V71L237 72L236 74L237 75H241V77H239V76H237L236 74H234L233 73ZM242 71V72H241ZM247 71H248V73L249 74H247ZM17 72V73H16ZM55 72H57V73H55ZM211 72V71H210ZM226 72V73H225ZM229 72H231L232 73V75H231V73H229ZM19 73H21V74H19ZM60 73V74H59ZM214 73H216V71H214ZM245 73V74H244ZM253 73V74H252ZM256 73H258V74H256ZM18 76H17V75ZM50 74H53L52 76L50 75ZM55 74V75H54ZM110 74V75H109ZM164 74L166 75L167 74V72L164 70ZM224 74V75H223ZM243 74L244 75H246V78H245V76H244V78H243ZM250 74L252 75V78L250 77V79H249V77H247L248 75L250 76ZM168 75H170V73H168ZM229 75V76H228ZM255 75V76H254ZM258 75V76H257ZM42 76V77H41ZM44 76H46L45 78H47L48 80L50 79V81L52 82V83H49L48 82V80L47 79H45L44 78ZM56 76V77H55ZM58 76V77H57ZM61 76V77H60ZM167 76V75H166ZM176 76V75H175ZM174 76V78L176 79V81H177V79L178 78H181V77H183V76H181L180 74L178 75V76H176L175 77ZM231 76V77H230ZM234 76H237V77H239L238 79H236L237 77H235L234 78ZM21 77V78H20ZM22 77L24 78L25 77V79H22ZM254 77V78H253ZM258 79H256V78ZM260 77V78H259ZM43 80H42V79ZM54 78H56V80L58 81H60V83H59V81H58V83L57 82H55L54 81ZM113 78V77H112ZM229 78V79H228ZM248 78V79H247ZM262 78V79H261ZM27 79V82L25 81ZM53 79V80H52ZM221 79V80H220ZM222 79H223V81H222ZM224 79H225V81H224ZM228 79V80H227ZM233 80V82H232V80ZM235 79V80H234ZM252 79V80H251ZM6 80H8L7 82H6ZM20 80V81H19ZM30 80V81H29ZM46 82H45V81ZM226 80L228 81V82H226ZM246 80H248L247 82H246ZM41 81V82H40ZM44 81V82H43ZM54 81V82H53ZM219 81V82H218ZM252 81V82H251ZM253 81L255 82H258V83H253ZM262 81V82H261ZM28 82H29V84H28ZM40 82V83H39ZM43 82V83H42ZM47 82H48V84H47ZM178 82V81H177ZM211 82V83H210ZM216 82V83H215ZM222 82V83H221ZM224 82H225V84H224ZM229 82L231 83L230 84V86H229ZM248 82H249V85L251 86L252 84H253V86L252 87H248L247 85H246V83L248 84ZM259 82H261V83H263V85L261 86V83H259ZM8 83H9V87H8ZM25 83H27V84H25ZM31 83V84H30ZM32 83L34 84L33 86H32ZM41 83H42V85L44 86V88H43V86L41 85ZM212 83H214V84H212ZM220 84V85H218V84ZM235 83H237L236 84V86H239L240 88H241V90H240V88L239 87H236V86H234V84ZM241 83V84H240ZM252 83V84H251ZM14 84H16L15 86H14ZM54 84V86H52V85ZM169 84H171V82L169 83ZM180 84H182V86H183V89L184 90H186L185 92H187L189 89H191V88H189L188 87V85H187V81H183V82H181ZM254 84H257L256 86H257V88H256V86L254 85ZM36 85H38V86H40V90H38V91H36V89H39V88H37L38 86H36ZM59 85V86H58ZM143 85V86H142ZM172 85H173V83H172ZM171 85V86H172ZM213 85V86H212ZM222 85H224V86H222ZM243 85V86H242ZM33 88H32V87ZM181 86V87H182ZM211 86V87H210ZM217 86H222L224 89H227V91L226 90H223V88L222 87H217ZM245 86V87H244ZM12 87H14V88H16L17 89V87H18V89H21V88H23L24 90H26V91H28L29 92V94L31 93L32 94V96H31V94L28 96V98L29 99H31L32 100V103H31V100H29V99H27L28 100V105H27V101L25 100H23V99H21L22 97H20V95L18 94V93H14L13 91H12ZM58 87H60L61 89H59ZM140 87L141 88H139V89H141V93H140V96L141 95H143L141 98L143 99H141L140 98V96H138V98H135V97H133L131 100H124V99H122L121 97H124V96H122V94L123 93H121L120 94V92H118V94H120L118 97H117V92H115L114 90L113 91H111V94H109L108 95V99H109V102H111V101H114V105H118V106H120V104H119V100H123V101H126L125 102V104L126 105H123L124 104V102L123 103H121V106H120V108H122L123 106H127L128 104H131V103H133V104H135V103H137V105H136V110L137 109H139V105L140 104H138V103H141L142 101V103H144L145 102V99L143 98L146 94H144L145 93V90L147 91V92H149L150 91V88H149V85H145V84H140ZM147 87H148V89H147ZM229 87H231V88H229ZM233 87V88H232ZM262 87V88H261ZM47 88V89H46ZM171 88V87H170ZM222 90H221V89ZM234 88H236L235 90H234ZM239 88V89H238ZM242 88L244 89H247L248 91H247V93L250 95H242V94H245L246 93V90L244 91V90H242ZM259 88V90L257 91V89ZM11 89V90H10ZM46 91H45V90ZM171 89H178L177 87H176V85L174 84V86H172V88ZM180 89V88H179ZM251 89V90H250ZM254 89H256V91H257V93H256V91L254 90ZM49 90H51V92H49ZM59 90V91H58ZM230 90V91H229ZM241 92H240V91ZM34 91V92H33ZM45 91V92H44ZM58 91V92H57ZM190 91V90H189ZM188 91V92H189ZM220 91V92H219ZM225 91V92H224ZM245 93H244V92ZM249 91L251 92V93H249ZM38 92H41L40 94H38ZM43 92H44V94L45 93H48L46 96L43 94ZM115 94H117V95H115ZM255 92V93H254ZM6 93H8V94H6ZM22 93V92H21ZM150 93V92H149ZM257 94V95H254V94ZM9 94L11 95V96H9ZM17 96H15V95ZM19 96H18V95ZM52 94V95H51ZM113 94H114V96H113ZM7 95V97H5ZM263 95V97H264V93H260V97ZM34 96V97H33ZM42 96V97H41ZM115 96H116V98H115ZM147 97L148 96H150V98H151V93L149 94V95H146ZM259 96H257L256 98H255V100L257 99V98H259ZM16 97V98H15ZM45 97L47 98H49L48 99V102L47 101H45L44 99H45ZM263 97H261V98H263ZM54 98V99H53ZM140 98V99H139ZM150 98L148 97V103L150 102ZM237 98V99H236ZM11 99V100H10ZM18 99V101L19 102H17L16 100ZM21 99V100H20ZM51 99H53V100H51ZM260 99V98H259ZM7 100V101H6ZM23 100V101H22ZM40 100L41 101H43V102H40ZM111 100V101H110ZM115 100H116V102H115ZM135 100H137V101H135ZM258 100V99H257ZM229 101H232L231 99L229 100ZM245 101V100H244ZM14 102V103H13ZM20 102H22L23 103V105H24V108H23V105L22 104H20ZM25 102H26V104H25ZM184 102V101H183ZM10 103H12V104H10ZM19 103V104H18ZM40 103V104H39ZM116 103V104H115ZM244 103H246V102H244ZM13 104H15V105H13ZM147 104V103H146ZM150 104V103H149ZM32 107H31V106ZM123 105V106H122ZM11 106H13V107H15V108H13V107H11ZM22 108H21V107ZM41 106V107H40ZM112 106H113V102H112ZM111 106V108L109 109V110H112V107ZM20 107V108H19ZM39 107V109L41 108V110H38L37 108ZM128 107V106H127ZM243 107V106H242ZM242 107H237L238 109H240V108H242ZM17 108H19V109H17ZM132 108V107H131ZM141 108V107H140ZM236 108V109H237ZM129 110H130V108H128ZM128 109H126L127 111H126V113H125V115L128 113V114H132L131 112L129 113V110ZM132 109H134V108H132ZM263 109H264V107H263ZM263 109H262V107H256V108H254L253 109V111L250 113H248L247 114V116L246 117H251V114H252V116L253 117H255V115L257 116H259L260 114H262V112H263ZM26 110H28V111H30L31 113L30 114H27L28 113V111H26ZM34 110V111H33ZM36 110V111H35ZM242 110H244V107L242 108ZM242 110L240 111V110H237V112H239V114H240V112H242ZM19 111V112H18ZM23 111H25V112H23ZM38 111V112H37ZM211 111H213V110H211ZM34 113V115H33V113ZM137 113L134 115L133 114V117H137L138 118V120H141L142 121V112H144V110L142 109V110H140V111H136ZM215 112V111H214ZM234 112V111H233ZM232 112V113H233ZM142 115V116H140V114ZM166 113V112H165ZM236 112H234L233 114H234V116L235 115H237V114H235ZM21 114H23L24 115V117H22V115ZM37 114L39 115V117L37 116ZM238 114V115H239ZM30 115V116H29ZM235 116V118H237V119H234L235 121H232L233 123H232V125H233V127H236L237 128V125H238V123L240 122L239 120H238V117L239 116ZM25 116H28V117H25ZM32 116V117H31ZM35 117H36V119H35ZM242 117V118H241ZM239 119H241V120H243L244 119V116H241ZM11 118V119H10ZM15 118V119H14ZM17 118V119H16ZM234 118V117H233ZM252 118V117H251ZM156 119V118H155ZM193 119V118H192ZM15 120V121H14ZM23 120H25V121H23ZM239 122H238V121ZM262 120V122L260 123V126L259 127H253V128H251L250 129V135L248 136L249 138H247L246 136H243V137H245V138H247L246 140H244L245 138H243L242 137V135H240L237 139H236V137L234 138V140H233V137L232 136H234V134L237 132V133H240V132H238L239 130V128L236 130V129H231V130H228V132H226V134H225V138L224 139H222L221 141H220V143L223 145H221L220 143H218V144H220L219 146L221 147V148H223V147H228V144L230 145L231 144V147H235V148H237V150H238V148L239 149H241L240 151H239V153L238 154H236L235 156L236 157H238V158H236L233 154H232V152H234V151H236V150H234L233 148V150L232 149H230L231 147L229 146L228 147V149L229 150H225V151H223L222 152V155H220L219 154V156L217 155L218 154V152H220V151H217V150H219V149H216L215 147L216 146H214V149H215V152L213 153H211V154H209V152H207L206 150H202L201 148H199L198 149V146H197V149H196V147H195V150L194 149H191V147L193 146V145H187V144H185L184 142H182V141H178V143H179V145H178V147H176L175 146V150H174V154H176V151L177 150H179L180 149V151H178V156L176 157V159H175V155H173L172 153H170L169 151H173L172 149L170 150L169 148H166L164 151H162V150H160V148H161V146L159 147V145H160V143L158 142V140L156 141H154L152 138H153V136L154 137H157V135L156 134H154V133H152V132H148L150 129H151V126L153 125L152 123H150V127H148L149 126V124L147 125H145V124H141V123H137L133 128H132V126L131 127H129V124H131L130 122H128V127L129 128H131V132L133 131H135V133H131L130 132V136H131V134H132V137H130V136H128L130 139H134V141L133 140H131L132 141V143L133 142H136L137 140V144H139V141L141 142V147L142 148H140V146L138 147L137 145V147H136V149H137V151L135 150V144L136 143H131V142H129V141H127V142H129V143H131V147H130V152H129V154H128V152H127V156H124V154H122V156L124 157V158H126V160L125 159H122L121 157H119L120 155H119V153L117 152L118 150H115V149H113V151L111 150L112 149V147H109V148H106L104 151H108V152H105L106 154H107V159H106V155L104 156H101V158L103 157L104 159H105V161H104V167H101V171L99 172V171H95V170H92L91 169V165H84V164H81V166H78V169L77 170H79L80 171V169H81V173L82 174H80V176H79V174L77 175V173L79 172H76V171H73V170H75V167L76 166H71V164H73V165H75V162L73 163H71L70 164V168H68V170L67 171H69V172H72V173H69L70 174V176L72 177L73 175H77V176H79L81 179H79V177L77 178L76 176L74 177L73 176V178H71V177H69L68 178V176H69V174L66 172V175H64L63 176V179H64V177L66 178V176H67V179H68V183L65 181V185H64V188L61 186L60 188H58V186H60L58 183H55V184H53V186L52 185H50L49 184V186H51L50 188L53 190V191H56L55 192V194L57 195V197L58 198H55V197H51V198H47L48 200H56V202H59L60 203V201H61V206H59L60 204H49V205H47V207L46 208H44V209H42V210H40V211H38L40 208H42L43 207V204H39L38 202V204H39V206H38V204L37 203H33V205H35L37 208L36 209H38L37 211H31L32 209V207H33V205H29V203H28V201H27V199H26V197H28V195H25V197H21L20 196V194L16 191V190H18L19 188H20V186H21V184L22 185H25V187H26V184L25 183H23V182H21V178H20V176L19 175H16L15 173H13V174H10L9 176L10 177H8V176H6L5 174H6V172H8L7 171V166H8V168H9V166L11 165H9L8 163H9V159H11V157L10 158H6V160H4V156L2 157V158H0V169L2 168V166H4L3 168H2V170H0V174H2L3 173V171H4V173L2 174V175H0V178H1V181L0 182H2L3 184H4V186L2 185V183L0 184V187L1 186H3V188L1 189L0 188V212L2 211V213H0V251H3L4 249L2 248V246H4L5 244H7L8 245V251H9V253H11V254H14L15 253V258H17V257H19V255L20 254H22L23 255V252H25V255H27V254H30L31 253V251H32V255L34 256V257H36V255L38 254V252H43V250L45 251L44 252V256L46 255V252L47 253H51L50 255H52V256H54L55 254V252L56 251H52V249L53 248H51L52 246H47L46 244V246L43 244V242H42V240L44 239V237L43 236H39V237H36L37 236V234H36V236H35V233L36 232H34L33 233V231H35L34 229H33V227L32 226H35L36 225V223L35 222H37L38 223V221H41L42 219V223H40V226H39V224H37L38 226H35L36 227V229H38V228H41V227H43V225L45 226V224H43V223H46V222H49L50 224H52V222H56V224H57V226L58 227H63V225H65V232L67 233V236H70L71 237V239H72V236H71V234H73L74 236L73 237H76V238H74L75 239V242H72V243H74V244H76V242L77 241H81V243H80V245H76V246H72L70 249H68L67 250V253L65 252V254H66V256L69 258L68 260V263L69 264H71L72 262H71V260L73 259V260H75V259H78V257L79 256H82V254L81 253H77V252H74L75 250L74 249H76L77 247V249H76V251H80V249L81 248H83V249H88L89 248V246H90V242L92 243V241H93V243H95V240L96 239H98V238H100L101 236H103L104 234L103 233H105V230L107 229H109V230H113V233L116 235V233L114 232V230L116 231L117 229H123V228H125V226H129L130 228H133L134 227V223L136 222V217H142V219H145V217L146 216H144V215H146L148 212H146L145 213V211H149V205L150 204H153V202H156V200L157 199H161L162 200V202H161V206L159 207V209H160V211L163 213L164 212V214L166 215V217L165 218H167V223L165 222V224H164V222L163 223H161V225H158V224H154V226L155 225H158L159 226V228H160V230H159V228L158 227H156L155 226V228H157V230H159V231H157V232H159V233H157V232H155V234H153V236L152 237H148V235H146V234H144V236H145V238H147V240L146 241H148V240H150V241H148V242H154V243H156V242H158L159 244H156V245H153V246H155V247H157V248H160L161 246H166L167 247V251H165V250H161L157 255H158V261H160L161 263H163L164 261H165V259H166V261H165V263L167 264L168 262L167 261H169V262H171V263H168V264H175L174 263V259H175V257H177L178 258V252L177 251H179V252H182V250H183V248L185 247V245H184V242H183V240H182V238L184 239V240H186V238L184 237V236H181V235H184V228H185V219H188V217H187V211H185V212H183V213H186V214H184V218H182V219H180L179 217L182 215V212H180L181 210H184V208L186 207L187 209H191V207H192V205L193 204H195L196 202L198 203V201H194V199H196V198H194L195 197V195L197 194V193H199L198 191L200 190L199 188V185H200V181H202L203 183H201V185H203V184H206V185H203V189H204V187H206L207 185H208V189L211 191L212 190V185H211V182H212V180H209L210 179V177H211V179L213 178V177H216L218 174L219 175H224V176H227V174H230V172H232V171H229V169H231V168H229L228 167V172H226V174H222V172H223V170H222V168H226L227 166L226 165H229L230 166V164L232 165V166H230V167H233V168H235V167H237V166H239L240 168H242V170L243 169H245V168H243V167H246V165H250L251 164V162L253 163V165H250V166H248V167H250L249 169H248V167H246L248 170H250L251 172H250V174H248L247 173V169H245V171L246 172H244L243 174H242V177H246V175H251V176H253V177H255V178H258V177H260L261 178V181H259L260 183H262L261 185H258L259 186V188L258 187H256V189L258 190V189H260L261 188V190L259 191L260 193L259 194H261V196H264V181H263V179H264V119H261ZM18 121V122H17ZM32 121V122H31ZM149 121H151V120H148V122L146 121V123H149ZM194 121H195V118H194V120L191 122V119H190V126L191 125H194L195 123H194ZM248 121V120H247ZM19 123V125L18 124H15V123ZM20 122H22L21 124H20ZM145 122V121H144ZM237 122V123H236ZM6 123V124H5ZM42 123V124H41ZM153 123L155 124V125H157L156 123H155V121H153ZM193 123V124H192ZM138 124H140V125H144V127L143 126H139V128H142L141 130L138 128ZM152 124V125H151ZM18 125V126H17ZM132 125V124H131ZM201 125V124H200ZM33 126V127H32ZM158 126H159V124H158ZM137 127V128H136ZM15 129V131H16V129H17V133H15L14 132V130H12V129ZM21 128V129H20ZM40 128H45V127H40ZM40 128H39V130H40ZM148 128H150L149 130H147ZM5 129V130H4ZM6 129L8 130V131H10L11 130V132H13L14 134H12L11 132L9 133L8 131L6 132ZM22 130V131H20V130ZM246 129V128H245ZM30 130V131H29ZM140 131V132H138V131ZM145 130V131H144ZM242 130V129H241ZM256 130H258L257 131V133H256ZM19 131V132H18ZM29 131V132H28ZM136 131H137V133H136ZM226 131V130H225ZM21 132V133H20ZM145 132V133H144ZM184 132V131H183ZM183 132H181V133H178V135H180V134H182ZM233 132V133H232ZM30 133H32V134H30ZM143 133V134H142ZM253 133H256V134H253ZM8 134H10L9 136H8ZM17 134H19L18 136H17ZM46 134V135H45ZM139 134L140 135V137H136L137 135ZM257 134H259V136L257 135ZM261 134V135H260ZM6 135H7V137H6ZM138 135V136H139ZM151 137H150V136ZM158 135H160V134H158ZM44 136V137H43ZM43 138H45V136H50V138H48V139H46V140H44V142L45 143H51V142H53V140L54 141H56V143H57V140H58V142H61L60 141V138L59 139H57V137L56 136H51V133H48V132H45L44 134H43ZM143 136V137H142ZM234 141V142H232V141H228V139H230L229 137ZM136 139H135V138ZM161 137V135L160 136H158V139H160L161 140V143H162V139L160 138ZM184 137H186V136H184ZM214 137V136H213ZM212 137V138H213ZM242 137V138H241ZM1 138H3V139H1ZM36 138V137H35ZM148 138V139H147ZM217 138V137H216ZM129 139V140H130ZM144 139V140H143ZM230 139V140H231ZM242 139H243V141H242ZM43 140V139H42ZM159 140V141H160ZM239 140V141H238ZM24 141V142H23ZM146 141V142H145ZM165 142H163V143H167L168 142V140H164ZM216 141V140H215ZM252 141H254V142H252ZM20 142H22L24 145L22 146V144H20ZM27 142V143H26ZM44 142H43V145L41 146L42 147V150L41 151H38V154H39V156H40V153L41 154H44V159H47V158H49V157H51L52 155H53V153H52V155L49 153V151L47 152V150L48 149H51L52 148V146H44ZM144 142V143H143ZM227 144H225V143ZM227 142H229V143H227ZM231 142V143H230ZM235 142H238V144H235L234 145V143ZM246 142V143H245ZM129 143H128V145H129ZM155 143H157L156 144V146L159 148V151L161 152V153H164V155L162 156V157H165V155H167L166 153H168V155H169V159H168V161H167V159H165V158H163V159H165L164 161H166V163L167 162H169L170 161V164L172 163V162H174L173 164H171L172 166V168L170 167V164L169 165H165V164H163V163H165L163 160H162V157H158V155L159 154H156L157 155V157L155 158L156 160H161V162H163L162 164H161V162H159L158 164H153V159H152V162H149L148 160L150 159L149 157H148V155H150V152H152V150L153 149H155V148H157L156 146H155ZM162 143V144H163ZM16 144V145H17ZM216 144V143H215ZM242 144V145H241ZM255 144V145H254ZM46 145V144H45ZM183 145H185V146H183ZM245 146V148L243 149L242 147H240V146ZM263 145V146H262ZM133 146V147H132ZM149 146H155V147H153V149H148L149 148ZM179 146L181 147V148H179ZM188 146V147H187ZM213 146H211L212 147V149H213ZM217 147V148H220V147ZM239 146V147H238ZM243 146V147H244ZM253 146V147H252ZM257 146V147H256ZM36 147V146H35ZM50 147V148H49ZM23 148V149H24ZM27 148V147H26ZM26 148H25V150H26ZM32 148V147H31ZM36 148H38V147H36ZM179 148V149H178ZM184 148H185V150H184ZM186 148H189V149H187V151L188 152H186ZM257 148L259 149V150H257ZM47 149V150H46ZM132 149H134V150H132ZM139 149H140V151H139ZM208 149H210V148H208ZM213 149V150H214ZM143 152H142V151ZM147 150V151H146ZM150 150V151H149ZM198 150H201L200 151V153H201V159L203 160V161H201V160H197L196 158L197 157H199L200 155L199 154H194L195 152H197ZM182 151L184 152V156L183 157H185V156H188V157H185L184 159H183V157H182V155H183V153H182ZM192 153V151H193V153L192 154H194L195 156L193 157V158H195V159H191L192 158V154L190 153V152ZM195 151V152H194ZM205 151V152H204ZM209 151V150H208ZM216 151H217V153H216ZM231 151V152H230ZM110 152H112V153H110ZM114 152V153H113ZM140 152H142V154L140 153ZM146 152V153H145ZM182 154H181V153ZM227 152V154H228V157H227V154H225V153ZM2 153H4L3 151H2ZM1 153V154H2ZM47 153L48 154H50V156H48L47 157ZM83 152L81 151H79L78 152V154L79 155H81ZM109 153V154H108ZM144 153V154H143ZM158 153V152H157ZM170 153V154H169ZM188 153V154H187ZM191 155H190V154ZM197 153H199V151L197 152ZM234 153H236V152H234ZM252 153L254 154L253 156H252ZM1 154H0V156H1ZM5 154V153H4ZM139 154H141L140 156H138ZM204 154V155H203ZM119 155V156H118ZM134 157H133V156ZM199 155V156H198ZM203 155V156H202ZM229 155H230V158L232 159V161L230 162L229 160H231L230 158H229ZM238 155H240V156H238ZM260 155H261V157H260ZM39 156H38V160L36 161V165H38V164H40V163H38V162H41L40 161V158H39ZM137 156V157H136ZM173 156V157H172ZM205 156V157H204ZM222 156V157H221ZM228 158H226V157ZM234 156V157H233ZM244 156H245V158H244ZM250 156H251V159H250ZM261 159H257L258 157ZM139 157L141 158V157H145V159H143L142 160V158H141V160L139 159ZM191 157V158H190ZM223 157H225V158H223ZM241 157V158H240ZM243 157V158H242ZM249 157V159H247V158ZM257 157V158H256ZM121 158V159H120ZM149 158V159H148ZM189 160V159H191V160H187V159ZM210 158L212 159H217V160H215L217 163H214V164H210ZM223 158V159H222ZM234 158V159H233ZM146 159H148V160H146ZM171 159V160H170ZM212 159V161H214ZM219 159H221V160H219ZM225 159V160H224ZM227 159V160H226ZM236 159H239V161L238 160H236ZM245 159V160H244ZM246 159H247V161L249 160H252V159H254V160H252V161H250V163H249V161L248 162H246ZM4 160V161H3ZM9 160V161H8ZM116 160V161H115ZM151 160V159H150ZM184 160H186V161H188V162H190L191 163V165H190V163H186V164H184L183 163V161ZM208 160V161H207ZM224 162H223V161ZM235 160V161H234ZM12 161V160H11ZM147 161V163L146 164H148V165H145L144 166V163ZM172 161V162H171ZM177 161H180V164H178L177 163ZM195 163V164H198V162L197 161H199V164L198 165H195L193 162ZM207 161V162H206ZM214 161V162H215ZM220 161V162H219ZM222 161V162H221ZM243 161H245L244 162V164L242 163ZM256 161L258 162L257 163V165L258 166H255L256 164ZM2 162H3V164H4V162L6 163L5 165H3L2 164ZM108 162V163H107ZM122 162H124L125 163V165L124 166H119ZM141 162V163H140ZM185 162V161H184ZM197 162V163H196ZM204 162V163H203ZM229 162H230V164H229ZM238 162V163H237ZM240 162H241V164H240ZM255 162V163H254ZM259 162H260V164H259ZM128 163V164H127ZM142 163H143V165H142ZM149 163H151L150 164V166H149ZM221 163V164H220ZM225 163V164H224ZM234 163H235V165H234ZM248 163V164H247ZM263 163V164H262ZM34 164V163H33ZM33 165V167H35L36 168V165ZM109 164V165H108ZM119 164V165H118ZM217 164V165H216ZM238 164V165H237ZM242 165V166H240V165ZM94 166H96L95 164H93ZM92 165V166H93ZM108 165V166H107ZM116 165H118V167H116ZM188 165V166H187ZM212 165V167H216L217 169H214V171H212V174H210L211 173V171H208V168L211 170V168H210V166ZM220 165V166H219ZM237 165V166H236ZM144 166V167H143ZM150 167L149 169L147 168V167ZM160 166H162V169L163 170H161V167ZM163 166L165 167V168H163ZM166 166H169L170 168H171V170H169L170 168L168 167V168H166ZM178 166V167H177ZM186 166L188 167V168H186ZM192 166V167H191ZM196 166V167H195ZM199 166H201V168L199 167ZM255 167V169H254V167ZM259 166H261L260 168H259ZM33 167H31L29 170L30 171H33V172H35V170H34V168ZM72 167H73V169H72ZM79 167H80V169H79ZM116 167V168H115ZM176 167V168H175ZM186 169H185V168ZM195 167V168H194ZM207 167V168H206ZM33 168V169H32ZM113 168V169H112ZM139 168V169H138ZM143 168V169H142ZM177 168H179L178 169V171L180 170L181 171V173L183 174V176H182V174H181V177H183V178H181L179 175V173H178V171H176V172H173L174 174H176V175H174L171 171L173 170L174 171V169L176 170ZM193 168H194V170H193ZM207 169L206 171L205 170H203V172H202V169ZM261 168H263L262 169V171H261ZM83 169H85V171H87V172H84V170ZM119 169V170H118ZM141 169V170H140ZM160 169V170H159ZM185 169V170H184ZM200 171H199V170ZM236 169V168H235ZM117 170V171H116ZM144 170V171H143ZM149 170V171H148ZM168 170V171H167ZM188 170V171H187ZM220 172V173H218V171ZM221 170V171H220ZM97 173V175H96V173ZM114 171V172H113ZM147 171V172H146ZM166 171V172H165ZM185 171H187V174H185L186 172ZM205 171V172H204ZM75 172V173H74ZM91 172H92V174H93V176H94V174L96 175V176H94V177H96V180L94 179V177H92V174H91ZM107 172H110V173H107ZM146 172V173H145ZM168 173L169 175H168V177L170 178H168L167 177V175L165 174L164 176H163V173ZM207 172H209V174H207ZM249 172V171H248ZM254 172V173H253ZM65 173V171L63 172V174ZM88 175L89 177H87L86 178V175ZM148 173V175H145V174H147ZM159 173L161 174L160 176H162V178H160V176H159ZM204 173H206L207 175H205ZM214 173V174H213ZM252 173V174H251ZM258 173V174H257ZM260 173L262 174L261 176H259L260 175ZM45 174H48L47 172L46 173H44V176H46ZM60 174V173H59ZM103 174L105 175V176H103ZM143 174H144V176H143ZM150 174V175H149ZM246 174V175H245ZM4 175V176H3ZM37 175V174H36ZM84 175V176H83ZM111 175V176H110ZM138 175V176H137ZM172 176V178H171V176ZM216 175V176H215ZM231 175V174H230ZM230 175H229V177H230ZM243 175H245V176H243ZM38 176V177H37ZM36 176V179L37 178H39L40 180H41V178H42V176L41 175H37ZM91 176V177H90ZM98 176V177H97ZM103 176V177H102ZM197 176V177H196ZM19 177V178H18ZM102 179H101V178ZM113 177H114V179H113ZM138 177H140V178H138ZM151 179H149V178ZM175 177H180V179L178 178V180L180 181L179 183H182L183 182V184H179L178 183V180L175 178ZM218 177V176H217ZM229 177H228V180H229ZM13 179V181H14V184H12L11 183V181L9 182V183H11L12 185H9L7 182L10 180V179ZM76 178V179H75ZM84 178H85V180H84ZM91 178V179H90ZM110 179V183L109 184H113L112 186H109V184H107L106 182H105V180L106 179ZM160 178V179H159ZM234 178V179H233ZM34 179H35V177H34ZM39 179H37V180H39ZM62 179V180H63ZM89 179V180H88ZM169 179V181H168V184H167V180ZM181 179H183V181L181 182ZM185 179H186V183L184 182L185 181ZM197 179H200V180H197ZM202 179V180H201ZM233 180L235 183L238 181L239 182V180L238 179H236L235 178V176H232L231 175V178H230V180ZM69 180H73L72 182L70 181L69 182ZM75 180V181H74ZM76 180H78L77 182H76ZM89 182H88V181ZM90 180H92L93 182H91ZM154 180V181H153ZM172 180H177V187H176V183L174 182V181H172ZM189 180H191L192 182L191 183H189L188 181ZM205 180V181H204ZM225 180H227L226 178H225ZM229 180V181H230ZM31 181V183H33L34 181L31 179L30 180ZM87 181V182H86ZM120 181V183H118ZM137 182V184H135L136 182ZM141 181H143V182H141ZM165 181V182H164ZM215 181V180H214ZM17 182V184H15ZM86 182V183H85ZM96 182H97V186H95L96 185ZM117 182V183H116ZM146 182V183H145ZM172 182V183H171ZM204 182H206V183H204ZM216 182V181H215ZM227 182V183H226ZM226 182H224L223 183V186L225 185V186H228L227 184H228V181H226ZM6 183L9 185V187L10 188H12V190H13V192H17L16 193V195L17 196H14L15 194L8 188L7 190H5L4 191V189H6L7 188V186H6ZM67 183V184H66ZM71 183V184H70ZM90 184V186L88 185V184ZM130 183H132L131 185H133V186H130ZM139 183V184H138ZM155 183V184H154ZM170 183H171V186H170ZM58 184V185H57ZM83 184H86V185H83ZM92 184V185H91ZM93 184H94V186H93ZM103 184V185H102ZM149 184V185H148ZM153 184V185H152ZM173 184H175L174 185V187H173ZM191 186H190V185ZM199 184V185H198ZM67 185H69V186H71V187H69V186H67ZM127 185H129V186H127ZM136 185V186H135ZM137 185H139V186H137ZM141 185H142V187H141ZM145 185H147L146 187H145ZM179 185L181 186V187H187V186H189V187H187V189H184V190H181L182 188L181 187H179ZM185 185V186H184ZM187 185V186H186ZM192 185H194V186H192ZM210 185V186H209ZM6 186V188H4ZM12 186V187H11ZM91 186H93L92 187V189H90L91 188ZM135 186V187H134ZM148 186H149V188L150 189H148ZM151 186V187H150ZM169 186L171 187V189L169 188ZM196 186V187H195ZM232 186V185H231ZM23 188H25L24 186H22ZM76 187V188H75ZM82 187H84L85 189H83ZM120 187V189L118 190V191H116V189L117 188H119ZM129 187L130 188H132V189H129ZM173 187V188H172ZM193 187H195V189L193 188ZM197 187H199V188H197ZM56 188V189H55ZM71 188V189H70ZM108 188V189H107ZM142 188V189H141ZM189 188H193V192L195 193H193L192 194V190L190 191V190H188ZM211 188V189H210ZM235 188H236V186L235 185H233L232 186V189H230V188H227V190H229L230 191V193L232 192V193H234L235 194V191H237V190H235ZM245 188V190H246V187H244ZM62 189L64 190V191H62ZM66 189V190H65ZM87 189V192L86 191H82V190H86ZM123 191H122V190ZM179 189V190H178ZM3 191V193H2V191ZM88 190H89V193H88ZM96 190H98V191H96ZM100 190H102V191H100ZM103 190H105V191H103ZM109 190H111V193L109 194L110 195V197H112L113 196V200H114V198H115V196H116V199L115 200H117V197H121L122 196V194H124L125 192H128V194H127V197H128V199H126V201L125 202H119L118 204H120V203H122V205L120 206L123 210H124V212H127L128 213V215H126L125 213H123V212H121V211H118L117 212V210H119L118 208L117 209H114V210H112L114 207H113V205H110V207H107V208H111V209H109L110 211H114V213L112 214L111 212H109L108 210H104L105 212V214L107 213L109 216H110V219L108 218V219H106L107 221H109L107 224H105V225H103L102 224V222L100 221V222H96L95 221V223L93 222V219H91V217L94 215L95 216V214L96 213H94L92 216H88V213L87 212H89L90 210H92V207L91 206H87L88 204H87V202L88 201H94L93 199H101L102 197H100L99 196V194H102V192L103 193H106V192H108ZM148 190V191H147ZM149 190H151V192L153 193H151ZM154 190V191H153ZM171 190V191H170ZM178 190V191H177ZM181 190V191H180ZM187 190H188V192H187ZM198 190V191H197ZM19 191H21V188H20V190ZM67 192V194H66V192ZM90 191H92V192H90ZM138 191V192H137ZM177 191V192H176ZM234 191V192H233ZM263 191V192H262ZM7 192H11V195L9 194V195H6L7 194ZM71 192V193H70ZM82 192V193H81ZM84 192V193H83ZM85 192H86V194H85ZM101 192V193H100ZM138 193V194H136V193ZM146 192H147V194H146ZM148 192H150L151 194H149L148 195ZM171 192V193H170ZM182 192H185V193H182ZM187 192V193H186ZM201 192V191H200ZM59 193V194H58ZM72 194V195H70V194ZM94 193V194H93ZM115 193H117V195H115ZM119 193H121V194H119ZM145 195H144V194ZM156 193H158V194H156ZM159 193H161V194H159ZM173 193V194H172ZM180 193V194H179ZM231 193V194H232ZM248 193V194H247ZM247 193H245L246 195H244V193H242L241 192V194H243L244 195V197L246 198V199H248L249 200V198L248 197H251L250 196V194H249V192L247 191ZM1 194H3V195H1ZM13 194V195H12ZM62 194V195H61ZM66 194V195H65ZM85 194V195H84ZM112 194V195H111ZM155 194H156V196H155ZM182 194H185V195H182ZM190 194V196H188ZM234 194H232V195H234ZM6 195V196H5ZM59 195H61V196H59ZM82 195H84L83 197H82ZM115 195V196H114ZM154 195V197H152ZM158 195H160V197L158 196ZM94 196V197H93ZM97 196V197H96ZM98 196H99V198H98ZM103 196V195H102ZM106 197H107V195H105ZM105 196H104V198H105ZM148 196V197H147ZM169 196V197H168ZM172 196V197H171ZM193 196V197H192ZM19 197H21V198H19ZM88 197V199H86ZM96 197V198H95ZM146 197V198H145ZM151 197V198H150ZM155 197H156V200H155ZM215 197L217 198H215V200H216V202L214 201L212 204H211V208H212V206H216L217 204V206L216 207H218L220 204H222V206L221 207H223V205H225L226 203H224L225 202V198H223V196L222 195H219L218 196V194H216L215 193ZM6 200H5V199ZM18 200H17V199ZM63 198V199H62ZM70 198V199H69ZM73 198V199H72ZM83 198H85V200L83 199ZM104 198H102L101 200H103ZM176 198V199H175ZM184 198H187L186 200H184ZM189 198L190 199H192V200H190L191 201V203L190 204H192V202H193V204L190 206V204H189ZM220 198V199H219ZM21 199V200H20ZM22 199L24 200V199H26V200H24L23 201V203L25 204V205H23V204H21L22 203ZM67 199V200H66ZM79 199V201L81 202H76L77 200ZM106 199V198H105ZM149 199V200H148ZM9 200V201H8ZM69 200V201H68ZM146 200V201H145ZM148 200V201H147ZM173 200V203L171 202V201ZM175 200H177L178 202L176 203V204H178V203H180L181 204V207L179 206V204H178V209H179V213H175V210L177 209L176 207V209L173 207V204H174V202H176ZM20 201H21V203H20ZM27 201V202H26ZM66 202V204L64 203V202ZM83 201V202H82ZM131 201V202H130ZM142 201V202H141ZM145 201V202H144ZM158 201V200H157ZM185 201L186 202H188V203H185ZM9 202H11V203H9ZM51 202H53V201H51ZM62 202L64 203V204H62ZM70 202V203H69ZM85 202V203H84ZM95 202V201H94ZM118 202V201H117ZM168 202V203H167ZM169 202L172 204H169ZM183 202V203H182ZM20 203V204H19ZM28 203V204H27ZM73 203V204H72ZM79 203L82 205H79ZM92 204H93V202H91ZM147 205L146 207H145V204ZM149 205H148V204ZM158 203V202H157ZM220 203V204H219ZM74 204H76V205H74ZM176 204H174V206L176 205ZM199 204V203H198ZM58 208V209H60V210H62L61 212H59L58 211V209H57V211L55 210V206ZM64 205V206H63ZM72 205H74V206H72ZM128 205H131L130 207H128ZM171 205V206H170ZM196 205V204H195ZM195 205H193V206H195ZM31 206V207H30ZM54 207L53 209L52 208H50V207ZM72 208H71V207ZM78 206H80V207H78ZM85 207L84 209L82 208V207ZM87 206V207H86ZM149 206V207H148ZM177 206V205H176ZM263 206V205H262ZM261 205H260V207H262ZM76 207H78L79 208V210H80V216L79 217H76V218H74V214L72 213L71 214V212H72V210H75V208ZM91 207V208H90ZM113 207V208H112ZM169 207H172V208H169ZM257 207H259V204L257 205ZM30 210H29V209ZM65 208H66V210H65ZM68 208V209H67ZM77 208V209H78ZM82 208V209H81ZM87 208V209H86ZM90 208V209H89ZM139 208V209H138ZM146 208H147V210H146ZM3 209H5V210H3ZM21 209H23V211L21 210ZM50 209H52L53 210V212H54V210L56 211V213H59V214H55V215H52L53 214V212L51 213L50 211H52V210H50ZM89 209V210H88ZM93 209H95V208H93ZM126 209H127V211H126ZM145 209V210H144ZM168 209V211L166 212V210ZM173 209H174V213H175V217H173V220H172V218L171 219H169L168 217H169V215H171L172 214V212H173ZM8 212H7V211ZM70 212H69V211ZM84 210V211H83ZM7 213H6V212ZM15 211V212H14ZM24 212V214L22 213V212ZM26 211H28V212H26ZM93 211V210H92ZM106 211H108V212H106ZM132 211H134V212H132ZM137 211H139L140 212V214L138 215V214H136L137 213ZM217 211V209H213L212 211H211V217H213V216H215L214 218H215V221H216V218L218 219V217H219V213H217L216 212ZM37 212H41L42 214L40 215L41 217H39V216H37ZM91 212V211H90ZM119 212H121L120 214H118ZM176 212H177V210H176ZM20 213V214H19ZM25 213L28 215V214H30V215H32L31 216V219L32 220H30L29 219V216L30 215H28V218H27V215H25ZM33 213V214H32ZM50 213V214H49ZM70 213V214H69ZM111 213V214H110ZM144 213V214H143ZM169 213H171V214H169ZM174 213H173V215H174ZM213 213V214H212ZM17 214L19 215V216H17ZM47 214V215H46ZM51 216L50 218L48 217L49 215ZM61 214H63V217L61 218ZM99 214V213H98ZM215 214V215H214ZM263 214V213H262ZM262 214H261V217H263L262 216ZM22 215V216H21ZM25 215V217H23ZM56 215H58V216H60V217H58V218H56L57 216ZM97 215V214H96ZM112 215H113V217H112ZM177 215V216H176ZM42 216H43V218H42ZM52 216H54V217H52ZM93 216V217H94ZM132 217V219H131V217ZM144 216V217H143ZM153 216H155V214H153ZM153 216L151 215V218H153ZM210 216V215H209ZM208 216V217H209ZM216 216H218V217H216ZM65 217H67L68 218V220L66 221V219H65V221H64V218ZM69 217H72V218H70L69 219ZM125 218V217H127L125 220L123 219V218ZM156 217V216H155ZM155 217H154V219H155ZM80 218H81V229H79V230H76V231H69V227L67 228L66 227V225L68 224V225H71V224H73V222H75V220H78V221H76L77 223H76V226H75V224H74V226L75 227H77L78 226V222H79V220H80ZM86 218H87V221H86ZM89 218H90V221H88L89 220ZM112 218V219H111ZM120 218H121V221H122V219L124 220L123 222L124 223H126L125 225H121V224H123V223H121V221H120ZM164 218V219H165ZM213 218V219H214ZM3 219H5V220H3ZM6 219H7V221H6ZM20 219H23V221L22 220H20ZM28 219V220H27ZM46 219V220H45ZM47 219L49 220V221H47ZM59 219V221H57ZM72 219V220H71ZM82 219L84 220V221H82ZM261 219V218H260ZM263 220H264V217L262 218ZM21 222H20V221ZM25 220H27L26 221V223H28V225L26 224V226H24L25 225ZM36 220H38V221H36ZM3 221L4 222H6V224L4 225V224H2L3 223ZM17 221H19V224H18V222ZM29 221H31V222H29ZM52 221V222H51ZM64 221V222H63ZM116 221V222H115ZM133 221V222H132ZM165 221H166V219H165ZM174 221H175V223H174ZM177 221V222H176ZM249 221H250V219H248L247 218V220H246V224H247V226H249V227H254V226H252V225H249ZM13 222V223H12ZM23 222V223H22ZM58 222H61V223H63V225H60V223H58ZM71 222V223H70ZM83 222V223H82ZM86 222V223H85ZM131 222V223H130ZM144 222H145V220H144ZM162 222V221H161ZM171 222H173L172 224H171ZM8 223V224H7ZM31 225H30V224ZM118 223V224H117ZM178 223V224H177ZM14 225V228L13 227H11V226H13ZM47 224V223H46ZM165 226H164V225ZM182 224H183V226H182ZM17 225H22V226H20V227H22V232H24L25 233V231H24V229H23V226H24V228L26 227V228H31L30 229V231H31V237L28 239H25V240H30L31 238V240L29 241V246H28V244L26 243L25 245H23V242L21 243V241L22 240H19V242H20V245H23V246H25V247H23V246H20L19 247V244H17V243H14V241H18L17 239H22L21 237V235L22 234H20V233H22V232H20L21 230H20V227H18ZM85 225V227H87V229L84 227L83 228V226ZM98 225H101V226H98ZM108 227H107V226ZM175 225V226H174ZM4 226H5V229H4ZM31 226V227H30ZM89 226V227H88ZM92 226V227H91ZM103 226V227H102ZM109 226L111 227V228H109ZM173 226V227H172ZM204 225L203 224H201V226H199V228L198 229H195L194 231H196L194 234L195 235H193L191 238H192V240L194 241H191L190 242V246L189 247H191L190 248V250H192L191 252H189V253H187L190 257H189V259H187L188 260V264H189V262H190V264H202L203 262H198V259H199V261H206V264H211V263H209V261H208V259L205 257V253H210L211 255H214L213 254V252H212V250L211 249H208V248H206V247H209V246H211V244H206L205 242V240H203V242H200V240L198 239V237L199 236H197V234H198V231H201L203 228H205V227H203ZM19 228V229H16V228ZM38 227V228H37ZM107 227V228H106ZM121 227V228H120ZM167 227V228H166ZM174 227H175V230H177V231H175V230H173V232H178L177 233V239H178V241L175 239L174 240V238H172V236H174L173 235V233H172V230L170 231L169 230V228H172V229H174ZM176 227H178V228H176ZM11 228H13L12 229V231H10L11 230ZM25 228V229H26ZM29 228L28 229H26V230H28L29 231ZM89 228H91V230H89ZM182 228H183V230H182ZM200 228H202V229H200ZM3 229H4V231H3ZM63 229V228H62ZM103 231L104 230V232H102V233H100V231L101 230ZM206 229V228H205ZM204 229V230H205ZM246 229H249L248 227L246 228ZM245 229V230H246ZM18 230V231H17ZM67 230L71 233L70 235H68V232H67ZM108 230V231H109ZM156 230V229H155ZM162 230V231H161ZM167 230H169V231H167ZM3 231V232H2ZM17 231V232H16ZM29 231V232H30ZM136 232V229L134 228L133 230H132V232ZM164 231H166V232H164ZM193 230H192V233L194 232ZM3 234H2V233ZM10 232H13V233H11V235L12 234H14V235H12V236H14V238L10 235ZM27 232V231H26ZM167 232H169V235L171 236V237H169V235L167 236ZM202 232H203V230H202ZM6 233V234H5ZM16 233V234H15ZM17 233H19V235L17 234ZM75 233L77 234V235H75ZM87 233H89V234H87ZM157 233V234H156ZM165 233V234H164ZM181 233V234H180ZM253 233H257L258 234V238H256L257 240H256V243L254 244V249H256V250H260V253L262 252V254H261V262H263L264 263V233H263V231L261 232V231H257V232H254V231H251L250 229H249V234L251 235V236H253ZM262 233H263V235H262ZM79 234V235H78ZM91 234H93L92 236H91ZM95 234V235H94ZM136 234V233H135ZM149 234V233H148ZM163 234V235H162ZM256 234V235H257ZM4 235V236H3ZM91 237H90V236ZM149 235H151V234H149ZM157 235V236H156ZM160 235V238L161 239H165V241H162L158 236ZM164 235H166L165 236V238H164ZM9 236L11 237V238H9ZM19 236H21L20 238H19ZM24 236V235H23ZM85 236H87V237H85ZM94 236V237H93ZM135 236H137V234L135 235ZM176 236H174V237H176ZM260 236V237H259ZM25 238L27 237V236H24ZM23 237V238H24ZM139 237V236H138ZM159 238V240H158V238ZM34 238H36V240L34 239ZM41 238V239H40ZM191 238H190V240H191ZM259 238H261V239H259ZM15 239V240H14ZM38 239H40V240H38ZM73 239V240H74ZM76 239H78V240H76ZM173 239V240H172ZM24 240V241H25ZM33 240H34V242H33ZM49 240L50 241H52V244H53V246H56V248H57V245H59V243L60 242H56L58 239H54V237H53V234H51L50 236H49ZM56 240V241H55ZM89 240H90V242H89ZM180 240H181V242H180ZM225 240H227V238L225 237ZM230 240V239H229ZM259 240H260V243H259ZM27 241V242H28ZM37 241V242H36ZM175 241L176 242H179V244L180 245H176V243H175ZM85 242V243H84ZM174 242V243H173ZM192 242H193V244H192ZM233 243H235V241H232ZM252 242V240L251 239H248V244H250ZM3 243V244H2ZM25 243V242H24ZM34 243V244H33ZM170 243H173V244H175V245H171ZM205 243V244H204ZM253 243H254V241H253ZM2 244V245H1ZM15 244H17V245H15ZM40 244H41V246H43L42 248H38V246H40ZM192 244V245H191ZM198 244V245H197ZM262 244V245H261ZM13 245H15V246H13ZM36 245V246H35ZM38 245V246H37ZM168 245V246H167ZM171 245V246H170ZM259 245H261L262 246V250H261V246L259 247ZM32 246V247H31ZM174 246H177V247H174ZM198 246H202L203 248H200V247H198ZM27 247V248H26ZM34 247V248H33ZM174 247V249H172ZM235 247V246H234ZM232 248V250H233V252H239V251H237L238 249H236V247L235 248ZM21 248V249H20ZM24 248H26V251H25V249ZM31 250H30V249ZM35 248H37V250L35 249ZM44 248V249H43ZM46 248H48V249H50L51 251H49V250H47ZM175 248H177L176 250V256H175V254H173V252H175L174 250H175ZM179 248H181V250L179 249ZM186 248V247H185ZM197 248V249H196ZM244 248H246L245 246L244 247H242V250L244 249ZM3 249V250H2ZM20 251H19V250ZM27 249H29V250H27ZM153 250H154V248H152ZM22 250H23V252H22ZM58 250V249H57ZM60 250V249H59ZM171 250H173L172 252H171ZM16 251H17V253H18V256H17V253H16ZM70 251V252H69ZM255 250H253V249H250V256L252 255V257H254V254H253V252H254ZM20 252V253H19ZM54 252V253H53ZM72 252V253H71ZM164 252V253H163ZM202 252V254H200ZM243 252H244V250H243ZM33 253H35V254H33ZM169 253V254H168ZM196 253H198V254H196ZM78 254V255H77ZM79 254H81V255H79ZM239 254V253H238ZM160 255V256H159ZM171 255H173V257L171 256ZM180 255H181V253H180ZM179 255V257H181ZM200 256L201 258L203 257L204 259H202L201 260V258L199 257L198 258V256ZM245 255V254H244ZM249 255H245V256H249ZM71 256V257H70ZM73 256V257H72ZM74 256L76 257L77 256V258H75L74 259ZM103 256V254L101 255V257ZM166 256H168V259H167V257ZM195 256H197L196 257V259L194 258ZM237 256H239V255H237ZM245 256H242L244 259H245ZM255 256H256V254H255ZM98 259L100 260V255H98ZM214 257L215 258H217V261H218V263L220 264L221 262H222V260H220L219 259V257L218 256H216V255H214ZM241 256H240V260H238L239 262L237 263V261H235L234 263H236V264H246L245 262H243V260L244 259H242L241 260V258H242ZM2 257H0V259H1ZM71 258V259H70ZM113 258H114V256H113ZM39 259V258H38ZM184 259H186V257H184ZM206 259V260H205ZM34 260H37V258H35ZM171 260V261H170ZM50 261H53L52 259L50 260ZM178 262V261H177ZM253 262V261H252ZM258 262V261H257ZM99 263V262H98ZM105 263V262H104ZM161 263H159V264H161ZM223 264H224V262H222ZM221 263V264H222ZM11 264H24V262H20V261H14V263H11ZM99 264H101V262L99 263ZM152 264H157V262L153 259V261H152ZM203 264H205V263H203ZM247 264H249V263H247Z\"/></svg>","mask_w":264,"mask_h":264}]
</instances>
